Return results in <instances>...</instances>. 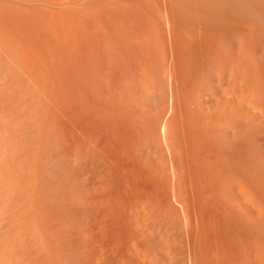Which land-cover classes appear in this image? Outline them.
Instances as JSON below:
<instances>
[{"label": "bare ground", "instance_id": "6f19581e", "mask_svg": "<svg viewBox=\"0 0 264 264\" xmlns=\"http://www.w3.org/2000/svg\"><path fill=\"white\" fill-rule=\"evenodd\" d=\"M1 1V0H0ZM5 0H3V2H4ZM10 1V2H9ZM16 1V0H15ZM14 1V2H15ZM18 1H26V2H28V1H31V2H33L32 0H18ZM34 1H36V0H34ZM37 1H39V0H37ZM42 1H44V2H48L47 4H52V3H64V5H66V4H69L68 6L66 5V7H64V8H69L70 9V6H72V5H78V4H75L76 2H79V0H41V2ZM81 1V0H80ZM83 1V0H82ZM86 1V0H85ZM84 1V2H85ZM91 0H89V2H90ZM94 1H96V0H94ZM104 1H106V2H108L109 1V3H110V0H104ZM104 1H102L103 3H106V2H104ZM114 1V0H113ZM121 1V2H120ZM131 1H133V0H131ZM138 1H140V2H143L142 0H138ZM151 1V0H150ZM156 1H158V3H159V7H158V5H157V3H155ZM188 1H190V0H154V3H155V5L158 7V9H161V11H162V15L160 14L161 13V11L159 12V13H157L160 17L159 18H161V16H162V18L160 19L161 21H163V22H166L165 24H167L168 26V33H171L170 35H172L171 36V38H173V39H175V41L173 42V44H169V49H170V51H171V59H166V58H168V57H166L165 58V62L163 61V59L162 60H160V61H163L164 63L162 64L163 65V69H164V73H163V77L161 76L160 78H161V80L160 81H162L163 79L165 80V82L168 84V86H167V84L166 83H164L165 84V86H167L168 88L166 89L165 88V86H162V85H160V86H162L161 87V89L159 88V91H161V92H164L163 91V87L165 88V93L163 94V96H160V97H158L159 99H157L156 101H154L155 102V104H156V102L158 101V102H160L161 104L160 105H163L162 106V109L159 107L160 105H159V103L157 102V104H156V107L157 108H155L154 106H155V104H154V102L152 103L154 106V109L155 110H157V109H161L160 111H156L157 112V114H156V117L160 120V122H161V125H160V129H159V127L157 128V129H159V133H160V135L159 134H156V133H152L151 132V134H155L156 135V137L159 135V136H161V137H159L163 142H164V144H165V146H163V148L165 147L166 148V150L164 149L163 150V148H162V151H161V153L164 151V153H163V155L161 156V158H159V157H156V158H158V160L160 161V162H162V163H160V164H158V166L159 165H161L162 166V164H163V162L165 163L164 165H165V167H166V169L165 168H163V166H162V168L164 169V170H162V171H165V170H167L168 172H169V174L171 173V176H173V179L175 180V182L176 183H172L173 185H175L173 188H175L174 189V191L172 192L171 190H173V188H168V189H170V192H172L173 193V195H174V201L176 200V202L179 204L178 206L175 204V205H169V204H167V205H169V206H167V205H163L164 203H163V201L165 202V200H162L163 199V197H166V201H167V196H165L164 194H162V195H160V197H161V201H162V203H161V201H158L160 204H162V205H160V204H157V202H156V200H158V197H159V193H161V192H159V191H157L156 190V194H157V192H159L158 193V197L155 195V198H156V200H153V199H155V198H153V199H151L152 197H153V195L152 194H149L148 192V190H146V189H144V187H145V183H149L148 182V180L150 179H148L147 180V182H145V180H144V187L142 188V186L140 187V188H142L143 190H142V194L143 195H141V196H137L135 193H134V190H133V192L131 193V191H130V193L128 194L127 193V191L128 190H125L126 191V193L128 194L127 195V199H129V201H130V206L129 207H131V205H136V207H139V208H137V209H135V210H137V211H139V215L138 214H136L135 213V215L136 216H139L138 217V219H136L138 222H137V226L140 224V228H139V226L137 227L136 226V228H139L138 230H140V234H139V238H138V241H134L135 243H137L138 242V246L136 245L134 248L136 249V248H139V250H140V254H141V258H140V260H141V263L140 264H264V60H262V61H258L257 59H255V57H254V59L253 58H249L250 57V54H248L247 52H245V54H248V55H245L244 54V52L242 53L241 52V57L240 58H242V59H238L237 60V58L236 59H233V58H231V59H229V57H227L226 55H224V53L222 54V53H218V54H221V56H219L218 58H211V59H206L205 58V60L204 59H202L203 61H201L199 64H198V62H197V64H198V66L196 67V68H194L193 70H192V68L191 69H189V71H188V68H187V66H185V64H187L189 61H190V58H189V61H188V59L187 60H182V59H185V58H180L179 59V53L180 52H178L179 50L177 49V48H179V46L181 45L180 43V45L178 44V43H176V44H174L175 42H177L176 41V39H180V37L182 38H184L185 39V37H186V35H185V37H184V34L188 31L187 29H189L188 28V25L190 24V26H191V21H190V19L194 16H191V13H193V14H195V15H198L197 17L196 16H194V20H192L193 21V23H195V24H197V23H199V22H194L195 21V19H198L199 20V18L200 19H203V20H205V14H203L205 17L204 18H201V16H202V14H201V9H203L204 7H207V8H205L204 9V11H205V13H206V9H209L208 7L209 6H207V5H205L204 6V4H203V8H202V3H201V9H200V13L199 12H197L198 10H199V8L198 7H200V6H198V5H200V2H196V3H199L198 5L196 4L195 5V2H193V0L191 1V2H193L194 3V5L193 4H191V2L189 3ZM199 1H201V0H199ZM208 1H210V0H208ZM216 0H214V2H215ZM217 1H219L220 2V0H217ZM223 1H225V0H223ZM220 2L221 4H223L224 2ZM226 1H228V3H224V4H228V5H230V6H233V5H235L234 7H237L236 6V3L237 4H241V0H226ZM225 1V2H226ZM247 1V0H246ZM251 1H253V0H251ZM250 1V3L249 4H252L253 2H251ZM258 1V0H257ZM260 1H263V0H259V2ZM2 2V1H1ZM2 2V3H3ZM8 2L9 3H11V0H8ZM13 2V3H14ZM22 2H20V3H22ZM23 2V3H24ZM31 2H28V5L31 3ZM44 2H42V4L44 3ZM93 2V1H92ZM97 3L99 2V0H97L96 1ZM95 2V3H96ZM115 3L117 2H120L121 4H123V1L122 0H115L114 1ZM113 2V3H114ZM125 2V1H124ZM136 3H138L137 1H135ZM135 2L133 1V3L135 4ZM139 2V3H140ZM149 1H146V3H148ZM153 2V1H152ZM212 1H210V2H206L205 1V3H207V4H209V5H212V3H211ZM214 2H213V8H216L217 9V5L216 4H218L217 2L214 4ZM235 2V3H234ZM242 2H243V0H242ZM244 2H245V0H244ZM255 2H256V0H255ZM7 3V2H6ZM5 3V5H4V7L5 6H8V8H9V5L11 6V4H6ZM23 3H22V5H20L19 3H15L16 5L17 4H19L20 5V8H19V10L21 9V11H22V9H23V11L24 12H26L27 13V10H28V13H32L31 11H32V8L30 9H28L27 8V6L25 5V6H23ZM37 3H40V1L39 2H37ZM66 3V4H65ZM94 3V2H93ZM93 3H91V4H89V7H91L90 5H92ZM94 3V4H95ZM97 3H96V5L95 6H97ZM99 3H101V2H99ZM126 4L127 3H129V6H131L130 5V2L129 1H126L125 2ZM132 3V2H131ZM138 3V4H139ZM245 3H247V2H245ZM24 4H27V3H24ZM33 4V3H32ZM32 4H30L28 7H32ZM36 3L34 2V5H35ZM42 4H40V6H42ZM49 4V5H50ZM72 4V5H71ZM79 4H82V6L81 7H84L85 5H83V4H85V3H79ZM87 3H86V6L88 5ZM125 4V5H126ZM133 4V5H134ZM137 4V5H138ZM149 4V3H148ZM220 4V5H221ZM243 4V3H242ZM241 4V5H242ZM249 4H247V6H249ZM1 5V4H0ZM14 4H12V7H14L13 6ZM19 5H18V7H19ZM45 5V4H44ZM59 5V4H58ZM61 5V4H60ZM63 5V4H62ZM63 5V6H64ZM99 5H101V4H99ZM105 5V4H104ZM124 5V6H125ZM128 5V4H127ZM126 5V6H127ZM142 5V4H141ZM145 4H143V6H144ZM154 6V4L153 3H151V6ZM214 5H216V6H214ZM220 5H219V7H220ZM255 5V4H254ZM262 5V4H261ZM37 6H38V4H37ZM51 6V5H50ZM57 6V5H56ZM85 6V7H86ZM92 6H94V5H92ZM109 6V5H108ZM111 6V5H110ZM113 6V5H112ZM123 6V7H124ZM136 6V5H135ZM139 6V5H138ZM150 6V5H149ZM151 6H150V8H151ZM212 6H211V8H212ZM223 6V5H222ZM221 6V7H222ZM225 6V5H224ZM246 6V5H245ZM244 6V7H245ZM251 6V5H250ZM258 7L260 6V4H258L257 5ZM1 7H2V5H1ZM0 7V8H1ZM4 7H2V8H4ZM16 8H17V6H15ZM22 7V8H21ZM35 7H36V5H35ZM39 7V6H38ZM43 7V6H42ZM53 6H51V7H46L47 9H48V12L47 13H49V11H51L50 10V8H52ZM80 7V8H81ZM88 7V6H87ZM86 7V8H87ZM99 7H101V6H99ZM107 7V6H106ZM128 7V6H127ZM157 7H155V8H157ZM234 7H232L233 9L231 10L232 12H233V10H234ZM244 7H243V9H244ZM254 7V6H253ZM258 7H256V5H255V7L253 8V9H255V8H257L256 10L258 11V13H257V15L261 12V11H259V10H262L260 7V9L258 8ZM262 7V6H261ZM8 8H4V11H5V9H6V13H7V10H9V11H12L14 8H12V10H10L11 9V7H10V9H8ZM26 9V11H25V9ZM34 8V7H33ZM41 10H45V8L43 7V8H41V7H39ZM59 8H61L60 6H59ZM58 8V9H59ZM64 8H62V9H64ZM73 8V7H72ZM71 8V9H72ZM78 8V7H77ZM92 8V7H91ZM91 8H90V10H91ZM112 8V7H111ZM116 8V7H115ZM120 8V7H119ZM118 8V9H119ZM141 8V7H140ZM149 8V7H148ZM154 8V7H153ZM212 8V9H213ZM226 8H227V5H226ZM230 9H231V7H229ZM242 8V7H241ZM248 8V7H247ZM251 8V7H250ZM250 8H248L250 11H252ZM35 10H36V8H34ZM68 9V10H69ZM82 9V11H85V12H87L86 10H83V8H81ZM94 9H96V7L94 8ZM101 9V8H100ZM133 9V8H132ZM142 9V8H141ZM144 9V8H143ZM158 9H155V10H158ZM211 9V10H212ZM237 9V8H236ZM245 9H246V7H245ZM264 9V8H263ZM30 10V11H29ZM35 10H33V12L34 13H36V11ZM56 9H54V11H55ZM68 10H66L67 12H68ZM80 10V9H79ZM89 10V12H88V14H90V16L92 15V16H94V10H93V8H92V12ZM104 10V9H103ZM123 10V9H122ZM126 10V9H125ZM215 10V9H214ZM219 10H220V8H219ZM229 9H226V11H228ZM238 10V9H237ZM0 11H2L3 13H4V11L3 10H1L0 9ZM8 11V12H9ZM15 11V10H14ZM57 11H61V13H62V10H57ZM73 11V10H72ZM71 11V13H73ZM75 11V10H74ZM77 11V10H76ZM81 10H80V12H82ZM96 12L98 11V10H95ZM105 11V10H104ZM111 11V10H110ZM118 11V10H117ZM124 11V10H123ZM134 11H135V9H134ZM216 11V10H215ZM220 11H222V12H220ZM220 11H218V12H220V13H224V11L221 9ZM231 11H229V14H230V12ZM246 11V10H245ZM248 11V10H247ZM246 11V12H247ZM263 12H264V10H262ZM16 13H17V10L15 11ZM14 12V13H15ZM18 12H20V11H18ZM37 12H40V13H42V11H37ZM46 12H44V15H45V13ZM56 12V11H55ZM58 12V13H59ZM65 12V11H64ZM67 12H65V14H67V16L64 14V16H66V17H64V16H58L59 17V19H61L62 21H63V19H64V24H67V22L65 23V21H66V19H67V21H68V16L70 15V13H69V15H68V13ZM70 12V11H69ZM79 12V11H78ZM77 12V13H78ZM91 12V13H90ZM101 12V11H100ZM119 12V11H118ZM127 12V11H126ZM156 12V11H155ZM194 12H196V13H199V14H196V13H194ZM202 12H203V10H202ZM240 12V11H239ZM249 12V11H248ZM262 12V14H264ZM1 13V12H0ZM10 13V12H9ZM23 13V12H22ZM26 13H25V15H26ZM27 13V14H28ZM33 13V14H34ZM50 13H52V12H50ZM60 13V14H61ZM106 13V12H105ZM112 13V12H111ZM133 13V12H132ZM131 13V14H132ZM138 13V12H137ZM204 13V12H203ZM211 13V12H210ZM212 13H214L213 11H212ZM234 13H237L236 11L235 12H233V15H234ZM250 13V12H249ZM248 13V14H249ZM254 13H255V10H254ZM11 14L13 15V13L11 12ZM10 14V18H11V15ZM37 15H38V13H36ZM56 13H52V15H49L48 14V16H52V17H50L49 19L52 21L53 19H54V17H53V15H55ZM96 14V13H95ZM115 14V13H114ZM123 14V13H122ZM135 14V13H134ZM150 14V13H149ZM156 14V15H157ZM209 14V13H208ZM216 14V13H215ZM228 13H226V16L229 18L230 17V15H229ZM2 15V14H1ZM9 15V14H8ZM15 15H17L18 17L21 15H18V14H15ZM23 15H24V13H23ZM23 15H21L22 16V21H23V19H25V18H23ZM43 15V13H42V17L44 16ZM63 15V14H62ZM78 15H80L81 16V14H79L78 13ZM85 15H87L86 13H85ZM100 15H101V13H100ZM108 15V14H107ZM117 14H115V15H112V16H114V18H111L112 16H110L108 19L110 20V18H111V20L113 19V21H114V19H115V16H116ZM214 15V14H213ZM218 15H219V13H218ZM223 15V16H222ZM221 16L222 17H224L225 16V13L224 14H222ZM229 15V16H228ZM231 15H232V13H231ZM236 16H235V18H233V20L234 19H236L235 21H234V23H231L232 21V19H230L229 21H231L230 23L232 24H229V21H228V26L229 25H231V27L229 28V31H228V33L227 34H229V32L234 36V38H235V40L237 41V43L236 44H242V42H243V48H245V49H248V50H246V51H248L249 53H251L250 52V48H248V47H251V46H255V44H256V42L257 41H259V38H260V36H262L263 37V39H262V43H260V45L261 44H264V24H262L260 21L261 20H263L262 18L264 17L263 15V17L261 16V20H258L259 22H256V21H252V19L250 20L249 18H246V17H244V18H242V16L241 17H238V18H236L238 15L237 14H235ZM241 15V14H240ZM251 15H252V13H251ZM261 15V13L259 14V16ZM6 16V15H5ZM30 16V15H29ZM28 16V17H29ZM39 16H41L40 14H39ZM71 17H70V19L72 20L75 16H74V13L72 14V15H70ZM72 16H73V18H72ZM79 16V17H80ZM97 16V15H96ZM96 16H94V17H92V18H94L95 19V17ZM129 15H127V17H128ZM147 16V15H146ZM191 16V17H190ZM200 16V17H199ZM208 16V15H207ZM211 16V15H210ZM210 16H208V17H210ZM221 16H218V17H221ZM249 16V15H248ZM255 15H253V17H254ZM25 17V16H24ZM27 17V16H26ZM58 17H57V19H58ZM64 17V18H63ZM68 17V18H67ZM78 17V16H77ZM78 17V18H79ZM82 17V16H81ZM84 17V16H83ZM82 17V18H83ZM108 17V16H107ZM123 17V16H122ZM139 17V16H138ZM143 17V16H142ZM207 17V18H208ZM215 17H217V14H216V16ZM231 17H233V16H231ZM230 17V18H231ZM252 16H251V18H253ZM258 17V16H257ZM257 17H256V19H257ZM1 18V17H0ZM9 18V17H8ZM10 18H9V20H10ZM13 18H17V17H12V19ZM36 18V17H35ZM38 18V17H37ZM56 18V17H55ZM63 18V19H62ZM76 18V17H75ZM82 18L80 19V26H81V24H82V22L84 23V21H82L81 22V20H82ZM101 18V17H100ZM98 16H97V18L96 19H100ZM117 18H120V15H119V17H116V19ZM126 17H124V19H125ZM130 18V17H129ZM158 18V19H159ZM211 18V17H210ZM226 18V17H225ZM2 19H3V17H2ZM6 19H7V17H6ZM19 19H20V17H19ZM18 19V21H20ZM27 19V18H26ZM31 19V18H30ZM58 19V20H59ZM115 19V20H116ZM123 19V18H122ZM140 19V18H139ZM138 19V20H139ZM149 19V18H148ZM151 19V18H150ZM157 19V20H158ZM163 19V20H162ZM227 19V18H226ZM255 19V18H254ZM253 19V20H254ZM4 20V19H3ZM15 21L14 22H16V20L17 19H14ZM33 20V19H32ZM36 20H38V19H36ZM41 20H43V21H45V20H47V18H42ZM50 20H48V21H50ZM55 20V19H54ZM53 20V21H54ZM57 20V21H58ZM89 19H87V21H88ZM119 21H121V22H123L122 20H121V18L120 19H118ZM128 20H130V19H128ZM135 20H136V18H135ZM147 20V19H146ZM208 20V19H207ZM206 20V21H207ZM213 20V19H212ZM216 20V19H215ZM214 20V21H215ZM225 20V19H224ZM12 21V20H11ZM21 21V22H22ZM25 21V20H24ZM28 20H26L25 22H27ZM38 21H40V19L38 20ZM43 21L41 22V23H43ZM50 21V22H51ZM53 21H52V23H53ZM56 21V22H57ZM73 22H74V20H72ZM72 21L69 23V24H72ZM89 21H91V20H89ZM100 21H102V20H99L98 22L97 21H95V23H91V24H94V26H96V24L97 23H99L98 24V26H100V28H102L103 29V27L104 28H107V29H105V31L106 30H108V27H105V26H107V24H106V22L104 23V25L105 26H103V25H101V23L102 22H100ZM105 21V20H104ZM103 21V22H104ZM125 21H126V19H125ZM124 21V23L127 25V23ZM130 21H132V20H130ZM134 21V20H133ZM137 21V20H136ZM151 21H153V20H151ZM209 22H210V19L208 20ZM221 21V24H220V26H221V29H219L218 28V24L216 25L217 26V28L219 29V30H222V28H223V26H226V24H224V22L222 21V20H220ZM219 21V22H220ZM226 21V20H225ZM3 22V21H2ZM7 22V21H6ZM32 22V21H31ZM31 22H27L28 24L30 23V25H32L33 23H31ZM33 22H35V20H33ZM69 22V21H68ZM75 22H76V20H75ZM92 22H94V20L92 21ZM108 22V21H107ZM110 22V21H109ZM115 22H117V21H114L113 23H110L108 26H110L111 24H112V27H111V29H113V26H116V28L118 27L117 25H118V23L119 22H117V24L116 25H113ZM120 22V23H121ZM139 22V21H138ZM155 22H156V24H157V21H154L153 23L155 24ZM201 22V21H200ZM216 22H218L217 20H216ZM222 22H223V24H222ZM263 22H264V20H263ZM9 23V22H8ZM12 23V22H11ZM52 23H51V25H52ZM57 23H59V22H57ZM56 23V24H57ZM88 23V22H87ZM152 23V24H153ZM159 23H161V22H159ZM158 23V24H159ZM193 23H192V25H193ZM207 23V22H206ZM205 22H204V24H206ZM211 24L213 23V21H211L210 22ZM210 23H207V24H210ZM215 23V22H214ZM213 23V24H214ZM257 23V24H256ZM259 23V24H258ZM260 23H261V25H260ZM3 24V23H2ZM1 24V22H0V25H2ZM10 24V23H9ZM17 24H18V22H17ZM26 24V23H25ZM44 24H46V21H45V23ZM69 24H67V26L69 25ZM75 24H78V23H75ZM74 24V25H75ZM89 24V23H88ZM103 24V23H102ZM122 24V23H121ZM121 24H119V25H121ZM153 24V25H154ZM204 24L202 25V26H204ZM211 24L209 25V30L208 31H211L210 29H213L214 30V28H211L212 26H213V24H212V26H211ZM13 24H11V26H12ZM19 25V24H18ZM38 25H40V23H38ZM41 25H43V24H41ZM46 25H48V26H51V25H49V24H46ZM58 25H61V23H59ZM57 25V26H58ZM63 25V24H62ZM73 24L71 25V26H73L72 28H74V30H75V27L76 26H74ZM122 25H124V24H122ZM129 25L131 26V22H129ZM134 25V24H133ZM149 25V24H148ZM162 25H164L163 23H162ZM162 25H158V26H160L159 28H163V27H161ZM198 25V24H197ZM199 25H200V28H201V24L199 23ZM223 25V26H222ZM3 26V25H2ZM14 26V25H13ZM12 26V27H13ZM15 26H16V24H15ZM19 26H21V24L19 25ZM24 26V25H23ZM48 26H46V27H48ZM64 26V25H63ZM71 26H69L70 28H71ZM79 25H78V27L79 28H81L80 30L82 31V27H80ZM83 26V25H82ZM89 26H90V24H89ZM88 26V27H89ZM98 26H97V28H95V30L92 28V30L93 31H96V32H93V35L94 36H96L95 35V33L97 34V32H101V31H104V30H100L99 28H98ZM102 26V27H101ZM136 25H134V27H135ZM196 26V25H195ZM195 26H193V29H189V31H188V33H191V31L192 32H196V30L197 29H195ZM211 26V27H210ZM3 27H6V26H3ZM27 27V25H25V28ZM29 27V26H28ZM33 27H37V25L35 24ZM40 27V26H39ZM45 27V25H44V29L46 28ZM51 27H54V30H55V28H56V26H55V23H54V25H52ZM60 27V26H59ZM59 27H57V28H59ZM65 27V26H64ZM63 27V28H64ZM78 27H76V30H77V28ZM84 27H85V25H84ZM91 27V26H90ZM123 27V26H122ZM122 27L120 26L119 28L121 29V31H123V29H125V27L122 29ZM127 27H128V25H127ZM126 27V28H127ZM143 27H144V25H143ZM146 27V26H145ZM151 27H152V25H151ZM164 27H165V25H164ZM192 27V26H191ZM214 27H215V25H214ZM41 28V27H40ZM56 28V29H57ZM67 28V27H66ZM70 28H67V29H69V31H70ZM115 28V27H114ZM140 28V27H139ZM149 28V27H148ZM156 28H157V26H156ZM159 28L156 30V32H159L158 30H159ZM166 28V27H165ZM197 28V27H196ZM199 28V29H200ZM204 29L206 28L205 26L203 27ZM0 29H2L3 30V28H0ZM5 29V28H4ZM6 29H13V28H6ZM16 29H19V28H17L16 27ZM16 29H15V31H16ZM22 30H24V27H22L21 28ZM37 30H42V28L41 29H39L38 27L36 28ZM35 29V30H36ZM43 29V31H45ZM48 29H50L51 30V28L50 27H48ZM53 29V28H52ZM62 29V27H60V29H59V31L58 32H60V30ZM67 29H66V31H67ZM85 29H87V27L85 28ZM98 29V30H97ZM129 29H130V31H131V29H133V27H131V28H128L127 29V35H129L130 33V31H129ZM141 29V28H140ZM151 29H153V27L151 28ZM151 29H150V34H151V32H154L153 30L151 31ZM155 29V28H154ZM226 29H228V27H226ZM20 30V29H19ZM31 30V29H30ZM33 31H35L34 30V28L32 29ZM53 30V31H54ZM58 30V29H57ZM63 30V29H62ZM65 30V29H64ZM73 30V31H74ZM88 30H89V28H88ZM91 30V28H90V32L92 31ZM100 30V31H99ZM118 29H114L113 30V32H115V31H117ZM137 30V29H136ZM135 30V32H139V31H141V33L143 34V32H142V30H139V31H136ZM164 30V29H163ZM206 30V29H205ZM213 30H212V32H213ZM7 31V30H6ZM6 31H5V33H6ZM9 31V30H8ZM7 31V32H8ZM11 31V32H10ZM9 31V33H11L12 34V30H10ZM28 31V30H27ZM26 31V32H27ZM72 31V30H71ZM85 31V30H84ZM109 31V30H108ZM125 31V30H124ZM133 31V30H132ZM131 31V32H132ZM146 31V30H145ZM204 31V30H203ZM215 31V30H214ZM216 31H218L217 29H216ZM224 31V30H223ZM1 32V31H0ZM4 32V31H3ZM17 32V31H16ZM28 32H30V31H28ZM37 33L36 34H41L40 32H38V31H36ZM42 32V31H41ZM46 32H50L49 30L47 31H45V33ZM64 32V31H63ZM78 33H80L79 31H77ZM120 32V31H119ZM167 31H166V29H165V33H166ZM220 31H218V33H219ZM4 33V34H5ZM18 33V32H17ZM19 33H21V31L19 32ZM24 33V32H23ZM31 33H32V31H31ZM33 33H35V32H33ZM32 33V34H33ZM55 37H56V35H57V32H56V30H55ZM65 33V32H64ZM67 33V35L69 36V34H71V33H69V32H66ZM86 33V32H85ZM84 33V34H85ZM98 33V34H99ZM107 33V35H108V33L109 32H105V33H103V34H106ZM117 33V32H116ZM140 33V32H139ZM138 33V34H139ZM141 33L139 34V37H140V39H142V38H144V39H142V40H140L141 41V44H142V42H146V44L148 45L149 43H147V36H146V32L144 33L145 35H141ZM147 33H149V31L147 32ZM160 33V32H159ZM187 33V34H188ZM205 33V32H204ZM215 33V32H214ZM214 33H212V34H214ZM225 33H226V31H225ZM1 34V33H0ZM7 34V33H6ZM5 34V35H6ZM14 34H15V32H14ZM25 34V33H24ZM23 34V35H24ZM28 34V33H27ZM30 34V33H29ZM50 34H51V32H50ZM50 34H49V36H50ZM59 34V33H58ZM75 34H76V31H75ZM81 34V33H80ZM82 34H83V31H82ZM88 34V33H87ZM90 34V33H89ZM102 34V35H103ZM112 34H114V36L115 35H118L117 36V38L119 37V35L121 36L122 34H121V32H120V34H115V33H112V31H111V37L113 36ZM123 36H125L126 37V35H125V33L123 32ZM154 36H155V33H152ZM151 34V35H152ZM167 34V33H166ZM206 34H207V32H206ZM209 34H211V33H209ZM231 34H229V35H231ZM2 36H3V33L1 34ZM4 35V36H5ZM20 35V34H19ZM22 35V36H23ZM35 35V34H34ZM42 35H44V34H42ZM42 35H41V37H42ZM47 35V34H46ZM60 35V34H59ZM63 35V33H61V36ZM65 35V34H64ZM67 35H65V37L67 36ZM77 35V34H76ZM93 35H91L90 37H92V39H90L91 41L92 40H94L95 39V37H93ZM101 35V34H100ZM101 35V36H102ZM131 35V34H130ZM129 35V37L131 38V36ZM134 35V34H133ZM143 36L142 38H141V36ZM150 35V36H151ZM156 35H157V33H156ZM168 35V34H167ZM166 35V36H167ZM191 35H193L194 36V33L192 34L191 33ZM203 35V34H202ZM208 35V34H207ZM215 35H216V33H215ZM220 35V33L218 34V36ZM225 35L226 34H224V36L222 35V37H224L223 39H228L229 38V36H228V38H226L225 37ZM10 37L8 38H6L7 39V41H8V39H13V34H12V37H11V35H9ZM17 36H18V34H17ZM37 36V35H36ZM54 35H52L51 37H53ZM71 36V35H70ZM78 36H80L79 34H78ZM83 36H86V34L85 35H83ZM88 36V35H87ZM85 37V38H87L86 40H88L89 38L88 37ZM99 36V35H98ZM123 36L122 37H120V39L122 38L123 39V41L122 42H124V40H125V37L123 38ZM138 36V35H137ZM145 36H146V39H145ZM193 36H190V34H189V37H190V39L193 37ZM208 36H211V35H208ZM214 36V35H213ZM212 36V37H213ZM217 36V35H216ZM232 36V37H233ZM21 37V36H20ZM25 38H26V34H25V36H24ZM29 37L31 38V39H33V38H35V37H31L30 35H29ZM48 37V36H47ZM58 38H59V36H57ZM56 37V38H57ZM64 37V36H63ZM64 37V38H65ZM104 37V36H103ZM105 37H107V38H109V39H106ZM105 39L106 40H102V41H108V40H110V41H108V42H106L105 44H106V46L102 43L100 46L103 48V45L105 46V50L104 49H102V50H100V48L101 47H97L98 48V50H100L99 51V53L100 54H102V57L101 56H99L98 54H97V56H99V57H101V58H97L95 61L94 60H91L92 58H93V56H92V58L90 57V60L92 61V63H95V65H92V64H90L88 67H86V68H84L83 70H82V74H81V71H79V67L78 66H80V65H77V62L74 60V58H72L70 55L69 56H66L65 58H64V56L68 53V52H66V54H65V51H63L62 53L63 54H61V56L63 57V58H60V59H62L63 61V69H62V73L64 72V77L65 78H63V76H62V78L64 79V81H65V79H66V81L65 82H67V83H64L63 82V84H68V87H69V91H70V96H69V99H67V103L65 102V100H64V98H65V96H64V98H63V100L64 101H62V103H61V100H62V98L59 100L60 101V103L61 104H63L64 102H65V105H67L66 107L67 108H64L65 110H67L68 112H67V114H68V118H69V122H70V125H71V127L74 129V133H76V131H78L79 133H80V135H83V134H81L82 132H80L79 130H77V122L79 121L78 120V118H79V116H81V114H79L78 112H81L79 109L77 110V108H79V106L77 107V103H79L80 101H82V99L80 100L79 98H78V94H77V96H76V93L77 92H79V91H77L78 90V86H79V84H81V81H83V82H87L86 84H89V83H92L91 82V78H95V81L99 84V86H100V89L103 91V94H105L107 97H108V99H106V100H108L107 102H110L109 104H108V113L106 114V112L105 113H102L101 115H103V114H105L106 115V117H107V115H109V114H111V115H113V114H116L117 112H118V108H116V107H114L115 105H117V104H115V103H118V102H115V101H117V100H119V99H121V98H128L129 99V101H131L130 100V98L132 99V97L135 95L134 94V91H136V88H137V91H138V93L142 90V88L143 89H146V87L147 86H145V88L144 87H141V90H138V87H136V85L134 84V81H133V79H134V77L133 76H135V74H137V73H134V71H131V69L129 68V67H131V66H126L127 64L126 63H128L129 65L131 64V63H129L130 62V57L127 59V60H129V61H127L126 62V60H125V57H126V55H124V57L122 56L123 55V53H125V51H123V50H121L122 51V54H120L119 56H122V58L120 57L119 58V60H118V57L116 58V52H117V48H121V46H123L122 45V42L120 41V39H119V41L121 42V44H120V42L117 40V42H116V39L117 38H114L113 37V39L111 40L110 38L111 37H109V35L108 36H106L105 35ZM128 37V36H127ZM133 37H135L136 38V35L135 36H133ZM157 38H158V35L156 36ZM155 37V38H156ZM160 37V36H159ZM170 37V36H169ZM189 37H188V39H189ZM204 37V36H203ZM231 36H230V38H232ZM258 37V40H256L255 38H257ZM1 38H4L5 39V37H0V40H1ZM18 38V37H17ZM16 38V39H17ZM22 38V40H21V42L24 40L23 39V37H21ZM28 38V37H27ZM43 38V37H42ZM41 38V39H42ZM49 38V37H48ZM57 38V40H59ZM72 38H74V40H75V37H70V38H67V39H72ZM77 38V37H76ZM85 38H83V41H85L84 39ZM94 38V39H93ZM138 38V37H137ZM151 38H152V36H151ZM154 38V39H155ZM156 38V39H157ZM187 38V37H186ZM198 38V37H197ZM202 38V37H201ZM207 38H209V37H207ZM207 38H205V40L207 39ZM214 38V37H213ZM213 38H210V39H213ZM215 38H217V37H215ZM15 39V40H16ZM30 39V40H31ZM40 39V37H39V40H41ZM45 39H47L46 37H45ZM54 39V38H53ZM80 39H82V37H80ZM79 38H77L76 39V41H78V40H80ZM98 39H99V37H98ZM102 39V38H101ZM132 39H134V38H132ZM160 39H161V37H160ZM167 39V38H166ZM170 39V38H169ZM173 39H172V41H173ZM188 39H186L187 41H188ZM199 39H200V37H199ZM203 39V38H202ZM237 39H239L240 41H238ZM254 39L256 40V42L254 41ZM18 40V39H17ZM26 40V39H25ZM25 40L23 41V43L25 42ZM29 40V39H28ZM27 40V41H28ZM50 40V39H49ZM49 40H48V43H49ZM55 40V39H54ZM54 40H50V41H53V43L55 42ZM56 40V41H57ZM73 40V41H74ZM89 40V41H90ZM148 40H152V39H148ZM162 40V39H161ZM171 40V39H170ZM169 40V41H170ZM180 40H182V39H180ZM180 40H178V42H180ZM219 40V39H218ZM222 40V39H221ZM241 40H242V42H241ZM2 41V40H1ZM14 41V40H13ZM20 40H18V42H19ZM44 42V40H41L40 42H38V43H40V45ZM46 41V40H45ZM59 41H61V37H60V40ZM58 41V42H59ZM64 41V39L62 38V41L61 42H63ZM75 41V42H76ZM90 41V42H91ZM129 41H130V39H129ZM132 41V40H131ZM135 41L137 42L138 41V39L136 40L135 39ZM158 41V40H157ZM157 41H155L156 43H157ZM165 41V40H164ZM192 41V40H191ZM196 41H198L197 39L195 40V42ZM208 41V40H207ZM207 41H205V42H207ZM215 41V40H214ZM214 41H212L213 43H215ZM217 41V40H216ZM225 40H223L222 42L223 43H221L222 45H224L225 44V42H224ZM235 41V42H236ZM255 42V44H254V42ZM8 42H10V44L12 43L11 41H8ZM20 42V43H21ZM42 42V43H41ZM60 42V43H61ZM67 42H68V40H67ZM67 42H65V43H61V44H66ZM94 42V41H93ZM126 42H128V40H127V38H126ZM134 42V41H133ZM132 42V43H133ZM166 42V41H165ZM190 42V41H189ZM202 42H204V41H202ZM209 42V41H208ZM207 42V43H208ZM219 42H221V41H219ZM228 42H230V40L228 41L227 40V43ZM15 43V42H14ZM14 43H12V44H14ZM27 43V42H26ZM25 43V44H26ZM36 43H37V40H36ZM51 43V42H50ZM49 43V44H50ZM77 43V42H76ZM79 43V42H78ZM81 43H82V41H81ZM84 43V42H83ZM86 43V42H85ZM89 43V42H88ZM96 43V42H95ZM95 43H92V45L94 44L95 45ZM119 43V44H118ZM158 43H160V41H158ZM157 43V44H158ZM163 43V42H162ZM171 43V42H170ZM181 43L183 44V43H186L187 45H188V42H184V40H183V42L181 41ZM216 43H218V42H216ZM258 44H259V42H257ZM6 43H5V40H4V45H5ZM7 44H9V43H7ZM7 44H6V49H7ZM10 44L8 45V49L7 50H11V51H13V47H17V46H13L12 47V45H11V47H9L10 46ZM16 44V43H15ZM14 44V45H15ZM30 45V47L28 46V45H26V46H24V44H23V46L24 47H26L25 48V50L27 49V46H28V48L29 49H31V52L33 53V52H35V51H32V48L34 49V46L31 44V42L29 43ZM34 44V43H33ZM45 45H47L48 46V44H46V42L44 43ZM69 44V43H68ZM68 44H66V46H69ZM70 44H72V42L70 41ZM124 44H125V42H124ZM130 44V43H129ZM128 43H126V45L127 46H133L134 45V43H133V45H129ZM136 44V43H135ZM137 44H138V42H137ZM137 44L136 45H134L135 47H137ZM151 44V43H150ZM152 44H153V42H152ZM186 44H183V45H181V47L180 48H182V46H184V45H186ZM197 44H200V43H198L197 42ZM196 44V45H197ZM206 44V43H205ZM211 44V43H210ZM0 45H3L2 43L0 44ZM17 45H19V43H17ZM22 45V43L19 45V46H21ZM31 45L33 46V47H31ZM40 45H38V52H39V50L41 51V57H40V55H39V57L40 58H42V59H40L37 55L38 54H36V53H33V54H35L36 55V57L35 58H39L38 60H45V61H47L45 58H47L48 59V56H49V54L47 55V57H45L43 54L45 53L44 51V53L42 54V50L41 49H39V46ZM45 45H43L42 44V46L44 47L43 49H45ZM50 45H52V43L50 44ZM49 45V46H50ZM54 45V47H55V45L57 46L56 48H58V45L57 44H53ZM76 45V44H75ZM79 45V44H78ZM78 45H76V49H77V46ZM84 44H82V46H80V47H82L81 49L83 50V48L85 47V46H83ZM86 45L88 46V44L86 43ZM90 45V44H89ZM98 45V46H99ZM126 45H124L123 47H126ZM147 45H146V48H147ZM154 45V44H153ZM163 45H164V47H165V43H163ZM166 45H168V41H167V44ZM186 45V46H187ZM204 44L202 43V46H203ZM207 45V44H206ZM206 45H205V48H207L206 47ZM212 45V44H211ZM210 45V46H211ZM217 45V44H216ZM215 45V46H216ZM220 45V44H219ZM218 45V46H219ZM230 45V44H229ZM257 45V44H256ZM18 46V47H19ZM42 46H40V48L42 47ZM46 46V47H47ZM59 46H61V45H59ZM64 46V45H63ZM87 46H86V48H87ZM120 46V47H119ZM139 46H140V44H139ZM142 46L144 47V45L142 44ZM149 46V45H148ZM151 46V45H150ZM155 46V45H154ZM158 47H157V49L158 50H162V51H164V53L166 52L165 50H163L164 48H163V46L161 45L160 46V44H158L157 45ZM195 46V45H194ZM208 46V45H207ZM213 46V45H212ZM228 46V45H227ZM233 46V45H232ZM239 47H240V45H238ZM5 46H3V47H0V264H91V262H92V259H93V256H94V251H96L95 252V254L96 253H98L97 252V250H95V249H98V247L97 248H95V237H96V235L95 234H92V230H93V228H92V225L95 223V221L91 224L90 222L91 221H93V220H95V219H97L95 216H93L89 211H92V210H94L95 212H96V210H97V213H98V210H99V208H101L102 210H104L105 209V211H106V209L107 208H105L106 206H107V201H109V205H110V201L111 200H114L115 199V201L114 202H116V200H117V198H116V195H118V194H114L115 195V198L113 197V196H111L110 195V197H113L111 200L109 199V195L107 196V197H105L107 200H105V202L103 201L102 203L104 204L105 203V205H102L101 206V204L99 205V203H101V199H98V200H100V202H98V200L97 201H95V199L96 198H99V197H96L95 198V196L92 198L91 197V195L89 196V197H87L88 196V194L86 195L85 194V192L87 191V189H88V187H90V186H88V187H86V184L90 181L89 180V177H91V175H92V177H91V179L94 177V174H93V171H91V175L90 176H88L89 175V173H90V168L91 169H93V166H94V163L93 162H90L91 164H93V165H90L91 167L90 168H88L89 167V163L87 164L88 165V167L86 168V169H89V172L87 171V172H85L86 171V169H85V171L83 172L82 170H79V166H81L82 164H83V162H85V160H87L88 161V157H92V159H94L95 158V160H97L98 159V163H99V165L100 166H102L101 164H100V160H99V155H100V153H98L99 155H96L95 153V149L97 148H93V143L95 142H91L92 141V139H91V137L93 136L92 134H94L95 132H103V129L100 131V130H96V129H94V127H95V125L97 124H95V125H90V126H92V130H90V128L89 129H86L83 133H85V136H87V137H85L84 135H83V137H84V139L82 140L81 139V136L78 138L74 133H73V135H72V133H71V137H68L67 139L66 138H64L65 137V132H64V128H63V130L62 129H60L59 128V130H62V132H64V133H62L61 131H60V133H62V135L64 136H62L64 139H62V138H59V139H54L53 140V138L54 137H52V139L51 138H49V136H51V131H50V135H48V131H46V130H48V128H50L47 124H49V123H47V121H46V118L47 117H43L45 114L44 113H46L47 111H48V109L50 110V108L52 107H50V105L48 106L47 104H49L48 102H50V100H52L51 98L52 97H54V95H55V93H56V91L54 92V90H52L51 88L53 87V89H55L54 88V85L56 86V83H54V82H56L58 79H61V78H52L53 76H56V74L55 75H53V73H57V71L55 72L54 71V67H51V65L53 64V62L54 63H56L57 64V66H58V63H57V61L58 60H56V62L55 61H53L52 62V64H51V61L50 60H48L49 61V64H51V65H49V68H48V66L47 67H45L46 66V64H48L47 62H39V63H43V64H45V66H43L42 65V67L44 68L45 67V69H43V70H45L46 71V73L45 72H43V71H41V73L43 74V77L44 76H46L45 74H49V73H47V70L48 69H52V79L50 78V79H48L49 77L48 76H46L47 77V79H46V77H45V82H44V84L46 83V81H48V82H53L52 84H54V85H51L52 87L50 88L53 92H54V95L51 93V97H49L50 96V94H48V95H46L45 97H48V98H50V100H47V103L46 102H44V101H46L45 99H48V98H45L44 97V95H45V91H44V95H42L44 98H42V96H41V102H44V103H46V104H44V105H47V106H45L44 107V105H43V103H39L40 102V99L38 98V96H36L35 97V94H38L39 92H37V91H42L43 89H44V87H42L41 89H40V86H39V84L41 83L40 81H44V79L43 80H41L40 79V77H42V76H40L39 77V79H40V81H36V82H40L37 86H39V87H37L36 85H34V79H32V77H34V75L32 76L31 75V73L30 74H28V78L29 77H31V79L29 78V87H32L33 85L36 87H34L33 86V88H35V92H34V89L33 88H31V89H33V94H32V92H31V89L29 88L28 90H26L25 89V87H27L25 84H27V82H26V78L24 79L23 78V76H26L27 77V74H25V69L26 68H28L29 69V67L28 66H30L29 65V63H28V60L31 58L30 56V54L27 52V54L28 55H30L29 57V59L26 61V58L25 59H23L24 58V56H26V57H28L26 54L23 56V58H22V54L21 53H24V52H21V51H23V50H21L20 52H18L19 51V48L17 47L16 49H17V52L15 53V51L16 50H14V55H15V57H12V56H10L9 54H8V52L7 51H5L6 49H3ZM23 47V48H24ZM52 47V46H51ZM51 47H47V48H50L51 49ZM70 47V46H69ZM68 47V48H69ZM75 47V46H74ZM96 47H94V48H96ZM153 47V46H152ZM156 47V46H155ZM162 49H161V48ZM185 47V46H184ZM183 47V48H184ZM220 47H221V45L219 46V49H218V51L217 52H220ZM225 48H226V45L224 46ZM229 47L230 46H228L227 47V51H228V49H229ZM257 47H258V45H257ZM10 48V49H9ZM22 48V49H23ZM37 48V47H36ZM35 48V49H36ZM46 48V49H47ZM59 48H62V46L61 47H59ZM64 48H67V47H65L64 46ZM72 47H70L69 49H71ZM89 48V47H88ZM87 48V49H88ZM91 48V51L89 50V53L91 52L92 53V46L90 47ZM96 48V49H97ZM142 47L140 46V48L139 49H137V48H135L136 50H140ZM149 48V47H148ZM186 48V47H185ZM192 48V47H191ZM204 48V47H203ZM212 48V47H211ZM252 48V47H251ZM263 48V47H262ZM34 49V50H35ZM52 49H54L53 47H52ZM51 49V50H52ZM75 49V48H74ZM78 49H80V48H78ZM121 49H123V48H121ZM125 50H126V48H124ZM128 50L126 51V52H129V51H132V47H131V49H130V47H128L127 48ZM134 49V48H133ZM145 49V47L142 49V50H144ZM151 50L152 49H154V48H150ZM189 49V48H188ZM200 49H201V45H200ZM217 49V48H216ZM237 49V48H236ZM245 49L243 50V49H241V47H240V49H238L239 51H245ZM250 49V50H249ZM254 49H255V47H254ZM260 49H261V47H260ZM24 50V51H25ZM49 50V49H48ZM56 50V49H55ZM59 50V49H58ZM68 50V49H67ZM88 50H87V52H88ZM142 50H140V52H142ZM149 50V49H148ZM173 50H175V54H176V51H177V53H178V55H177V57H178V59H176V58H174V56L175 55H173L174 53V51ZM182 50V49H181ZM180 50V51H181ZM185 50V49H184ZM194 50V49H193ZM53 51V50H52ZM69 51V50H68ZM71 51V50H70ZM84 51H85V49H84ZM94 52H95V49L93 50ZM103 51H105V52H103ZM135 51V50H134ZM133 51V52H134ZM154 51V50H153ZM222 51V50H221ZM223 51L225 52V50L223 49ZM226 51V52H227ZM230 51V50H229ZM228 51V52H229ZM30 52V53H31ZM49 52V51H48ZM54 52H56V51H54ZM54 52H53V54H54ZM58 52V51H57ZM60 52H61V49H60ZM59 52V53H60ZM73 52V51H72ZM72 52L70 53L69 52V54H72ZM81 52V51H80ZM97 52V51H96ZM108 53L107 55H105V53ZM147 52V51H146ZM145 52V53H146ZM151 51H149V53H150ZM158 52V51H157ZM167 52H169L168 50H167ZM208 52V51H207ZM231 52V51H230ZM9 53H11L10 51H9ZM18 53L21 55V58L20 57H18L19 59H20V61H22V62H20L18 59H15L16 61H19V62H16V65L14 64L15 62V60H14V58H17L16 57V55L17 56H19L18 55ZM26 53V52H25ZM49 53H52V52H49ZM82 53H83V51H82ZM82 53H79V54H82ZM90 53V54H91ZM118 54L120 53V50L118 49V52H117ZM129 53H131V52H129ZM128 53V54H129ZM136 53H137V51H136ZM148 53V52H147ZM148 53V54H149ZM160 53V52H159ZM162 53V55H163V52H161ZM185 53V52H184ZM240 53V52H239ZM262 53H263V51H262ZM12 54V55H13ZM39 54H40V52H39ZM52 54V58H53V56H55V55H53ZM65 54V55H64ZM104 54V55H103ZM111 54V55H110ZM127 54V53H126ZM127 54V57L129 56ZM141 54V53H140ZM143 54V53H142ZM147 54V55H148ZM158 54V53H157ZM217 54V55H218ZM226 54H228V53H226ZM230 54V53H229ZM238 54V53H237ZM242 54H244L243 56L244 57H242ZM13 55V56H14ZM57 56H55V57H58L59 56V54L57 53L56 54ZM83 55V54H82ZM93 55H94V53H93ZM108 55H110L108 58L109 59H114L115 61H113L112 63H111V61L106 57V56H108ZM115 55V56H114ZM131 55H134L135 57L134 58H140V55H135V52L134 53H131ZM146 55V54H145ZM147 55L145 56V57H147ZM161 55V54H160ZM166 55H170L169 53H167V54H165V56ZM173 55V56H172ZM182 55V54H181ZM196 55V54H195ZM199 55V54H198ZM203 55V54H202ZM251 55H252V53H251ZM255 55H257V54H255ZM262 55V54H261ZM34 56V55H33ZM32 56V57H33ZM43 56H44V59H43ZM86 56V55H85ZM95 56V55H94ZM103 56L104 57H106L108 60V62H110L108 65H111L110 67L112 68L113 66H114V68H113V70L114 71H116V72H114L112 69V71L110 70V68L109 69H105V65H106V62L103 60V59H105V58H103ZM113 56H114V58H113ZM143 56H144V54H143ZM159 56V55H158ZM165 56H163V57H165ZM191 56V55H190ZM229 56V55H228ZM232 56V55H231ZM238 56V55H237ZM248 58H247V57ZM12 57V58H11ZM54 57V59H56ZM79 57H81V56H79ZM82 57H84V56H82ZM89 57H88V59H89ZM133 57V56H132ZM131 57V58H132ZM150 57H151V55H149V57L147 58V60L148 59H150ZM162 57V56H161ZM174 59H173V58ZM246 57V58H245ZM252 57H253V55H252ZM52 58H51V60H52ZM76 58H78V57H75V59ZM103 58V59H102ZM137 58L136 59H133L132 58V60H137ZM155 58V57H154ZM159 58V57H158ZM158 58H156V59H158ZM170 58V57H169ZM187 58V57H186ZM13 59V60H12ZM22 59V60H21ZM59 59V58H58ZM80 59V58H79ZM141 59V58H140ZM139 59V60H140ZM144 59L145 58H143V61H144ZM153 59V58H152ZM161 59V58H160ZM194 59L195 58H193V61H194ZM24 60H25V62H24ZM31 60H32V58H31ZM31 60H29L30 62H31ZM33 60L34 61H36L35 59H34V57H33ZM85 60V59H84ZM106 60V59H105ZM139 60H137L136 62H138V63H136L137 65L139 64L140 65V63L139 62H141V61H139ZM151 60V59H150ZM154 60V59H153ZM153 60H152V62H153ZM192 60V59H191ZM196 60H198V59H196ZM233 60H235V61H233ZM126 63H125V62ZM157 61H159V60H157ZM193 61L191 62L190 61V65H188V66H191V67H193L194 65V63H193ZM62 62H60L59 61V63H62ZM80 62H81V60H80ZM107 62V63H108ZM132 62V61H131ZM146 63H149V61L147 62V61H145ZM150 63V65L151 64H153V63ZM156 62V61H155ZM235 62V63H234ZM18 63L20 64H24V63H28L27 64V66H25L26 64H24V65H21V66H25L24 68H22L20 65L18 66ZM82 63V62H81ZM85 63V62H84ZM89 63H91L90 61H89ZM125 63V64H124ZM133 63H135L134 61L132 62V65H133ZM142 63V62H141ZM157 63H160V62H157ZM156 63V64H157ZM162 63V62H161ZM235 64V65H233L232 66V64ZM32 64V63H31ZM41 64H40V66H41ZM56 64H53V65H56ZM79 64V63H78ZM231 64V65H230ZM34 65H35V63H34ZM37 66H38V63L36 64ZM52 65V66H53ZM61 65V64H60ZM85 65V64H84ZM113 65V66H112ZM138 65V66H139ZM142 65V69H141V67H140V69H139V67H138V70H139V72L141 71V73H142V75H141V73H138L139 75H141V76H144V74H143V70H144V68L146 69V70H150V68H149V66H148V68H147V65L146 64H144V65H146V67H144L143 68V64H141ZM160 65V64H159ZM158 65V66H159ZM162 65H160V66H162ZM193 65V66H192ZM14 66H16V67H14ZM83 66V65H82ZM87 66V65H86ZM134 66H136L135 64L133 65V68H134ZM153 66H155L154 64L152 65V67ZM157 66V67H158ZM183 66H185L187 69H183L184 67ZM231 66V67H230ZM21 67V68H20ZM34 67L35 66H33L31 69L32 70H37V69H34ZM56 67V66H55ZM61 67V66H60ZM59 66H58V68H60ZM156 67V68H157ZM235 67V71H233V69L232 68H234ZM19 68L21 69V70H19ZM38 68L40 69V67L38 66ZM46 68H47V70H46ZM103 68L105 69V72L103 71ZM108 68V67H107ZM132 68V67H131ZM160 69H162L161 67H159ZM231 68V69H230ZM18 71H17V70ZM24 69V70H23ZM50 69V70H51ZM158 69V68H157ZM56 70V69H55ZM61 69H59V71H60ZM64 70V71H63ZM111 71V72H109V71ZM130 70V71H129ZM135 72H138L137 71V69L135 68ZM185 70H187V71H185ZM231 70V71H230ZM15 71H17V72H19L20 74L19 75H21V71H22V73L24 72V74H22V77H20L19 75H16V72ZM49 71V70H48ZM128 71L129 72H132V73H130L131 75L134 73V75H132V77H130L129 76V78H128V75H130L129 73H128ZM152 71H154V73H155V71L156 70H152ZM233 71V72H232ZM29 72H32L33 73V71H31V70H29ZM38 72V71H37ZM36 72V73H37ZM50 72V71H49ZM145 72V71H144ZM147 72V71H146ZM159 73H160V71H158ZM27 73H28V70H27ZM41 73H39V74H41ZM61 73V74H62ZM58 74V73H57ZM80 74L82 75V76H80ZM104 74V75H103ZM138 74H137V76H138ZM151 75H152V73H150ZM239 74H241V76L239 75ZM31 75V76H30ZM37 75V74H36ZM50 75V74H49ZM145 75L146 76H149V74H148V72L147 73H145ZM151 75H150V77H145L144 76V79L146 80V78H151L152 79V77H151ZM158 77H159V75L160 74H156ZM243 75V76H242ZM38 76V75H37ZM140 76V78L139 77H136V79H134L135 80V83H136V81H138L137 80V78H139L140 80H142L143 78ZM58 77V76H57ZM60 77V76H59ZM153 77L155 78V80H157L156 79V76H154L153 75ZM241 78L242 77V79H244L243 81H244V84H245V87H244V85H242L243 84V81H242V79H238V78ZM22 78V79H21ZM153 78V79H154ZM24 79V80H23ZM35 79H36V77H35ZM55 79H56V81H55ZM152 79V84H151V81L149 82L150 84V86H154V88L153 87H147V89H154L155 91H156V88H155V82L153 83V81H155V80H153ZM216 79H217V83H216ZM30 80H31V82H34L33 83V85L31 84L30 85ZM34 80V81H33ZM49 80H51V81H49ZM53 80V81H52ZM148 80V79H147ZM150 80V79H149ZM163 80V81H164ZM24 81H25V83H24ZM59 81V80H58ZM57 81V82H58ZM94 81V82H95ZM159 81V83H161ZM238 81H239V85H238ZM242 81V82H241ZM61 82H62V80H61ZM140 82V81H139ZM143 84H146L147 83V85H148V82L147 81H145L144 82V80L143 81H141ZM60 83V82H59ZM59 83H57V87H58V85H59ZM141 83V84H142ZM157 83V82H156ZM240 83H242V84H240ZM36 84V83H35ZM43 84V85H44ZM51 84V83H50ZM50 84L48 85V87L47 88H49L50 87ZM61 85H62V83H60ZM95 84V83H94ZM137 84H139V83H137ZM42 85V86H43ZM46 86H47V84H45ZM83 85V84H82ZM242 85V86H241ZM45 86V87H46ZM81 86V85H80ZM83 86H85V85H83ZM82 86V87H83ZM88 86V85H87ZM86 86V87H87ZM97 86V85H96ZM144 86V85H143ZM158 85H156V87H157ZM60 87V86H59ZM64 87V85L61 87V88H63ZM92 87H93V85H92ZM91 87V88H92ZM95 87V86H94ZM241 87H244V88H241ZM39 88V89H38ZM61 88H57V89H55V90H57V92H59L60 91V89ZM80 89H82L81 87H79ZM98 88V87H97ZM25 89V90H24ZM38 89V90H37ZM46 89V88H45ZM50 89H49V91H50ZM58 89H59V91H58ZM63 89H66L65 87L63 88ZM87 89V88H86ZM86 89H83V90H85L86 91ZM146 89V90H147ZM37 90V91H36ZM67 90V89H66ZM97 90V89H96ZM99 90V89H98ZM101 90H99V91H101ZM154 90H153V93H155L156 94V92H154ZM41 91H40V93H41ZM48 91V90H47ZM46 91V92H47ZM48 91V93H50V92H52V91H50L49 92ZM63 91V90H62ZM61 91V92H62ZM68 91V90H67ZM91 91V90H90ZM145 91V90H144ZM159 91H157V93L159 94V93H161V92H159ZM43 92V91H42ZM89 92V91H88ZM141 92H143V91H141ZM140 92V93H141ZM151 93H152V91H150ZM214 92H218L219 93V98L217 97V95H214L215 93ZM67 93V92H66ZM81 92H79V95H80V97H81V94H80ZM92 93H93V91H92ZM98 93V92H97ZM138 93L136 92V94L138 95ZM147 94L149 93V90L146 92ZM151 93H149L150 94V97H148V95H146L147 96V98L146 97H143L144 98V100H145V98H146V101H149V100H152L151 98H153V97H151L153 94H151ZM212 93H214L213 95V97H214V100H215V98L216 99H218V100H216L215 102L213 101V99H212V97L210 96ZM43 94V93H42ZM60 94V96H62L63 94H65L64 92L62 93V95H61V93H59ZM68 94V93H67ZM84 94V93H83ZM87 94V93H86ZM101 95H102V93H100ZM133 94V95H132ZM141 94H143V93H141ZM153 95V96H159V95H162V94H159V95ZM69 95V94H68ZM132 95V97H130ZM140 95V94H139ZM56 96V95H55ZM59 96V95H58ZM91 96H93V94H91ZM104 96V95H103ZM118 96L120 97L119 99H118ZM144 96H145V92H144ZM216 96V97H215ZM39 97H40V95H39ZM82 97H83V95H82ZM84 97H86V95L84 96ZM83 97V98H84ZM106 97V98H107ZM130 97V98H129ZM141 97V95L137 98L138 100H136V98L134 99V100H136L135 102H134V100H133V102L134 103H139L138 101H139V98ZM35 98H38L39 100L38 101H36L35 100ZM56 98H57V96H56ZM77 98H78V101H77ZM94 98V97H93ZM96 98H97V96H96ZM101 98H102V96H101ZM117 98V99H116ZM124 98L123 99H121V100H123V101H119V103H124ZM143 98H140V101H142L143 100ZM148 98H149V100H148ZM58 99V98H57ZM89 99V98H88ZM162 99V100H161ZM44 100V101H43ZM55 100V98L53 99V101ZM83 100H85V98L83 99ZM96 100V99H95ZM106 100H105V103H107L106 102ZM127 100V99H126ZM143 100V102H146V101H144ZM153 100H155V98H153ZM152 100V101H153ZM88 101V100H87ZM94 101V100H93ZM128 100L127 101H125L126 102V105H127V102H129ZM38 102V105H36V103ZM52 102V101H51ZM50 102V103H51ZM55 102H56V100H55ZM54 102V103H55ZM57 102H58V100H57ZM57 102L54 104V107H55V105L57 106ZM83 102V101H82ZM91 101L89 100V103H90ZM150 102V101H149ZM53 103V102H52ZM86 103V102H85ZM92 103V102H91ZM102 103V102H101ZM132 103V102H131ZM130 103V105H132ZM163 103V104H162ZM60 104V105H61ZM80 104H81V102H80ZM83 104H84V102H83ZM82 104V105H83ZM94 104H96L95 103V101H94ZM99 104V103H98ZM125 104V103H124ZM141 104V105H140ZM139 105H136V104H134L135 106H136V108L137 107H141L142 106V103H140ZM147 105H148V103H146ZM145 104V105H146ZM39 105H43V108H42V106H41V109H43V111H44V109L47 107L48 109H47V111H46V109H45V111L46 112H42L41 111V113H40V111L39 110H41L40 109V107H38L39 108V110L36 108L37 106H39ZM53 105V104H52ZM59 105V104H58ZM59 105V106H60ZM64 105V104H63ZM104 105V104H103ZM126 105H123L122 104V106H126ZM133 105V106H134ZM159 105V106H158ZM59 106H57V107H59ZM89 106V105H88ZM92 106H94L93 104H92ZM120 106V105H119ZM121 106V107H122ZM128 106H129V103H128ZM57 107H55L57 110H58V108ZM61 108H62V106H60ZM81 107V106H80ZM83 107V106H82ZM81 107V108H82ZM85 107V106H84ZM90 107V106H89ZM99 107H100V105H99ZM105 106H103V108H104ZM142 107H144V105L142 106ZM147 107V106H146ZM148 107H152V106H148ZM147 107V109H149ZM152 107V108H153ZM86 108H88V107H86ZM91 108V107H90ZM103 108L101 107L98 111L97 110H95V111H97L98 112V114H100L99 112H101V111H103ZM125 108V107H124ZM37 109V110H36ZM54 108H52V112L51 113H53V114H55V111H57V110H53ZM60 109V108H59ZM93 109H95L94 107H93ZM93 109H91L92 111H93ZM102 109V110H101ZM118 109V110H117ZM122 109V108H121ZM120 109V110H121ZM127 109H131V107L129 106V107H127ZM133 109H134V107H133ZM138 109V108H137ZM135 110V111H138V110ZM139 109H142V108H139ZM64 110V112H66ZM85 110V109H84ZM87 110V109H86ZM90 110V111H91ZM105 110H106V108H105ZM104 110V111H105ZM143 110H144V112L146 111V108H143ZM151 110V109H150ZM36 111H39L37 114L39 115V113L42 115V114H44L42 117H41V115H40V119H42V121H43V119L45 118V121H46V123L45 122H43V123H45L46 124V126H47V128H43L42 130H45L46 132H47V135H48V138H47V135H43L42 134V130L40 129V127H41V125H43V124H41V120L36 116ZM58 111H60V110H58ZM62 112H63V109L61 110ZM60 111V114L62 113ZM94 111V112H95ZM103 111V112H104ZM107 111V110H106ZM122 111V110H121ZM121 111H120V114H128V112H129V110H128V112L127 113H121ZM123 111H124V109H123ZM122 111V112H123ZM127 111V110H126ZM133 111V110H132ZM140 111H142V110H140ZM140 111H139V113H140ZM148 112H149V110H147ZM146 111V112H147ZM152 111V113H153V111L154 110H151ZM150 111V112H151ZM84 112V111H83ZM131 112V111H130ZM134 112V111H133ZM143 112V111H142ZM147 112V113H148ZM149 112V113H150ZM155 112V113H156ZM48 113H49V111H48ZM58 113V112H57ZM89 114H90V112H88ZM96 113V112H95ZM138 113V112H137ZM138 113V114H139ZM152 113H150V114H152ZM59 114V113H58ZM79 114V115H78ZM97 114V113H96ZM120 114H119V118H117V120L118 119H120L121 117H122V115H121V117H120ZM48 114H46V116H47ZM51 115L52 114H50V116L49 117H51ZM62 115V114H61ZM65 115H66V113H65ZM64 115V116H65ZM82 115H85V114H82ZM94 115V114H93ZM100 115V116H101ZM135 115L137 116V114L135 113ZM140 115H142V113L140 114ZM140 115H138V116H140ZM145 115H148V114H144V116ZM55 117H58L57 116V114L56 115H54ZM98 116V115H97ZM97 116H94V117H97ZM99 116V117H100ZM128 116H129V114H128ZM128 116H126V117H128ZM136 116H134V119H132L131 117V120H132V122H136V120H135V118H136ZM137 116V118H139ZM148 116H150V115H148ZM48 117V119L50 120V118ZM66 117H67V115H66ZM66 117H64V118H66ZM81 117H83V116H81ZM86 117L88 118V116L86 115ZM94 117H92V118H94ZM104 118H105V116H103ZM110 117V116H109ZM109 117H108V119L106 118L105 120L108 122V120H109ZM112 117V116H111ZM151 117V116H150ZM155 117V115H154V118H156ZM37 118H38V122H37ZM53 120V122H54V124L55 125H57L56 123H58L53 117H51ZM59 118V117H58ZM89 118H90V115H89ZM92 118H91V120H92ZM98 118V117H97ZM113 118V117H112ZM115 118V116H114V119H116ZM136 118V119H137ZM149 118V117H148ZM148 118H147V120H148ZM153 118V117H152ZM61 119V118H60ZM59 119V122L60 121H62V120H60ZM83 119H84V117H83ZM96 119V118H95ZM101 119H103L102 118V116H101ZM122 119V118H121ZM123 119L125 120V118L123 117ZM123 119H122V122H123ZM128 119V118H127ZM127 119L125 120V121H127ZM141 119V117L139 118V121H141L140 120ZM146 119V118H145ZM144 118H143V120H145ZM158 119H156V120H158ZM48 120V122H50ZM130 120V119H129ZM128 120V121H129ZM133 120H135V121H133ZM158 120V121H159ZM65 121V120H64ZM87 121V120H86ZM93 121V120H92ZM91 121V122H92ZM95 121V120H94ZM103 122H104V119L102 120ZM102 121L100 122V121H98V123L100 124H102ZM109 121H113V119L111 120V118H110V120ZM121 120H119V122H120ZM125 122L126 124H128L127 126H128V129H125V131L127 132V130H129V128H131V125L132 124H130L129 125V122L130 123H132L131 121H129V122ZM53 122L51 123L52 125H54L53 124ZM67 122H68V119H67ZM96 122V121H95ZM105 123L106 125L108 124V123ZM114 122V121H113ZM112 122V123H113ZM116 122V121H115ZM118 122V121H117ZM116 122V123H117ZM121 122V123H122ZM142 122H145L146 123V121H142ZM148 122V121H147ZM152 122V121H151ZM156 122V121H155ZM39 123V124H38ZM66 123V122H65ZM65 123H62V124H65ZM79 123H81V122H79ZM85 123L86 122H84V124L83 125H85ZM141 123V122H140ZM140 123H138V121H137V124L135 125V127L134 126H132V127H134L135 129L138 127V124H140ZM145 123H141L140 124V126H144L143 124H145ZM152 123H154V122H152ZM156 123H159V122H156ZM45 124L42 126V127H44L45 126ZM61 123L60 124H58V125H62ZM88 124H90V120H89V123ZM92 124V123H91ZM111 124V123H110ZM123 124V123H122ZM151 124V123H150ZM57 125V126H58ZM66 125H68V124H66ZM82 126V124H79V126ZM116 125V124H115ZM114 125V126H115ZM118 125V124H117ZM145 125H147V123L145 124ZM153 125V124H152ZM56 126V127H57ZM81 126H80V128H81ZM88 126V125H87ZM99 126V125H98ZM102 126H103V128H104V125L102 124ZM102 126H101V128H102ZM111 126V125H110ZM109 126V127H110ZM113 126V125H112ZM113 126V127H114ZM123 126H124V124H123ZM155 126V125H154ZM59 127V126H58ZM86 127V126H85ZM97 127V126H96ZM107 127V126H106ZM120 127H122V126H120L119 125V128ZM126 127V126H125ZM150 127H152V126H150ZM155 127H157V126H155ZM52 128V127H51ZM50 128V129H51ZM84 127H82L81 129H83ZM99 128V127H98ZM100 128V129H101ZM111 128V127H110ZM110 128H106L107 130L108 129H110ZM115 128H118V127H115ZM127 128V127H126ZM134 128H132V129H134ZM139 128V127H138ZM137 128V129H138ZM144 129H147L148 130V128H146V126H144L143 127ZM143 128H141V130L143 129ZM52 129H55V128H52ZM65 129H67V128H65ZM121 129V128H120ZM120 129H118V130H120ZM123 129V128H122ZM137 129H136V131H137ZM152 129H153V127L150 129L151 131H152ZM155 129V128H154ZM156 129V130H157ZM41 130V131H40ZM84 130V129H83ZM107 130H106V132H107ZM124 130V129H123ZM149 130V131H150ZM155 130V131H156ZM56 131L57 130H55V131H53L54 132V134H56ZM112 131V130H111ZM115 131V130H114ZM132 131V130H131ZM140 133H138V134H142L141 133V131H140V129L138 130ZM137 131V132H138ZM143 131V130H142ZM53 132H52V134H53ZM98 132L96 133V134H98ZM119 132H122V131H119ZM126 132H124L125 133V135H127V137H129L130 135H128V134H126ZM134 132L135 131H133L132 132V134H133V136H134ZM147 132V131H146ZM44 133V132H43ZM67 133V132H66ZM104 133V132H103ZM111 133H113L112 134V136L114 137L115 136V139H116V135L115 134H119L118 132L117 133H115L114 134V132H111ZM143 133L145 134V132L143 131ZM158 133V132H157ZM96 134H94L95 136H96ZM102 133H100V134H98V136L99 135H101ZM110 134V133H109ZM130 134V133H129ZM147 134H150V133H147ZM151 134L149 135V136H151ZM58 136H59V134H57ZM57 135H56V137L55 138H57ZM61 135V134H60ZM68 135V134H67ZM106 135H108V133H106ZM120 135V134H119ZM122 135V134H121ZM146 135V134H145ZM145 135L143 136V140H146L147 138H145ZM53 136V135H52ZM55 136V135H54ZM94 136V137H95ZM118 136V135H117ZM123 136V135H122ZM121 136V137H122ZM138 136V135H137ZM136 135H135V137H137ZM140 136V135H139ZM147 136V135H146ZM148 136V137H149ZM153 137H154V135H152ZM151 136V137H152ZM59 137H61V136H59ZM102 137H104V135L102 134ZM111 137V136H110ZM109 135H108V140L109 141H111L109 138ZM119 137V136H118ZM135 137H133V138H135ZM150 137V138H151ZM99 138H101V136L99 137ZM98 138V139H99ZM104 138H107L106 136L104 137ZM125 138V137H124ZM130 139H131V141L133 142V140H135V139H138V138H135V139H132V137L130 136L129 137ZM129 138H127L126 140H128ZM140 138H141V136L139 137V140H140ZM150 138H148L147 139V142H148V140H150ZM155 138V137H154ZM154 138H152V139H154ZM96 140V142L98 143V142H100L99 140ZM114 139V140H115ZM119 139H120V137H119ZM142 139V138H141ZM151 139V140H152ZM157 139V138H156ZM156 139H155V141L154 140H152V144H151V142H150V145L152 146L153 144H156V145H154V146H152V147H154L153 149H155L154 150V152H152L151 151V153H155L154 154V158H155V155H156V152L157 153H159L160 151V148L162 147L161 146V144L163 145V142L162 141H160V144H159V142H158V139H157V141H156ZM159 139V140H160ZM103 140V139H102ZM105 140V139H104ZM122 140V139H121ZM107 141V140H106ZM109 141L106 143V144H108L109 143ZM117 141V140H116ZM116 141H115V143H116ZM118 141H120V140H118ZM130 141V140H129ZM121 142V141H120ZM120 142L119 143H116L117 145L118 144H120ZM122 142H124L123 140H122ZM121 142V143H122ZM128 142V141H127ZM134 142H136V141H134ZM137 142H139V141H137ZM141 142H142V140H140V143H139V145H142L141 144ZM146 142V143H147ZM148 142V143H149ZM155 142H158V143H155ZM162 142V143H161ZM111 143V142H110ZM109 143V144H110ZM130 142H128V147L129 146H131L132 144H134V143H131V144H129ZM100 144V143H99ZM98 144V145H99ZM102 144V143H101ZM112 145H113V143H111ZM115 144V145H116ZM123 144V143H122ZM125 144V143H124ZM123 144V145H124ZM95 145V144H94ZM105 145V144H104ZM103 145V146H104ZM139 145L137 146L138 148H139V150L140 149H143V147L144 148H146L147 147V145L143 142V145L144 146H142V148H140L139 147ZM145 145H146V147H145ZM96 146V145H95ZM102 146V145H101ZM102 146V147H103ZM108 146V145H107ZM114 146V145H113ZM112 146V147H113ZM121 146V149L119 148V151L117 150V146H115V148H116V150H115V152L116 153H118V152H120V151H122L121 153L123 154H125V156L128 154V152H126L125 151V147H124V150H122V145H120ZM127 146V145H126ZM135 146H136V143H135ZM150 146V148H152ZM160 146V147H159ZM100 147V146H99ZM111 147V146H110ZM128 147H126V148H128ZM134 147V146H133ZM159 148L158 150H156V148ZM91 148H93V151L95 152L94 153V156H98V157H94V156H89L90 154H89V152H90V149ZM104 148H106V146H104ZM109 148V147H108ZM114 148V147H113ZM112 148V150L114 151V149ZM132 147H130V149H131ZM135 148V147H134ZM138 148H137V150H136V152L134 151V149H133V151H131V152H135V153H137V151H138ZM148 148H149V144H148ZM148 148H146V151L148 152V154H151L150 153V148L148 149ZM111 149V148H110ZM136 149V148H135ZM148 149V150H147ZM152 149V150H153ZM102 149L100 148V150H98V152L99 151H101ZM145 150V149H144ZM105 151H107V150H105ZM104 151V152H105ZM111 151V150H110ZM118 151V152H117ZM124 151V152H123ZM128 151H129V149H128ZM114 152V153H115ZM102 153H103V150H102ZM113 153V152H112ZM111 153V154H112ZM113 153V154H114ZM108 154H110V152L108 153ZM107 154V155H108ZM121 154V156L124 158L125 156H124V154L122 155ZM134 154V153H133ZM145 154V153H144ZM103 155V154H102ZM102 155L100 156V157H102ZM117 155H118V157H119V154H116V156H115V159L117 158ZM139 156H140V153L138 154ZM159 155V154H158ZM158 155H156V156H158ZM103 156H105L106 158H109L110 156H106V154L104 153V155ZM113 156V155H112ZM120 156V157H121ZM128 156V155H127ZM133 156V155H132ZM135 156H136V154H135ZM138 156V157H139ZM149 156V155H148ZM147 156V157H148ZM151 156L153 157V155L151 154ZM151 156H149V157H151ZM94 157V158H93ZM114 157V156H113ZM120 157H119V159H120ZM137 157V158H138ZM106 158H105V160H106ZM123 158H121V159H123ZM126 158H128V157H126ZM125 158V159H126ZM135 158V157H134ZM142 158H143V156H142ZM162 158H163V160H162ZM102 159V158H101ZM131 160H132V157L130 158ZM136 159V158H135ZM144 159V158H143ZM142 159V160H143ZM146 159V158H145ZM148 159V158H147ZM151 160H153L152 158H150ZM161 159V160H160ZM90 160H91V158H90ZM89 160V161H90ZM95 160H94V162H95ZM104 159H102V162H105V160L103 161ZM108 160H110V158L108 159ZM118 160V159H117ZM124 160V159H123ZM121 161L120 162V166H121V164H122V162L124 163V161ZM137 160V159H136ZM139 160H141V158L139 157ZM141 160V161H142ZM157 159H155L154 161H156ZM88 161V162H89ZM107 161V160H106ZM113 161H114V159H113ZM112 161V162H113ZM126 161L127 162H129V160L128 159H126ZM140 161V162H141ZM146 161V160H145ZM153 161V162H154ZM159 161H156V162H159ZM115 163H116V160L114 161ZM113 162V163H114ZM135 162V161H134ZM134 162H133V164H134ZM150 162V161H149ZM148 162V163H149ZM153 162H150V163H153ZM87 163V162H86ZM86 163H84V164H86ZM97 163V164H98ZM108 163V162H107ZM107 163H104V165L107 167ZM113 163H110V164H112V166H115V165H113ZM114 163V164H115ZM118 164H119V161L117 162ZM116 163V164H117ZM139 163V162H138ZM138 163H135L134 165H136V164H138ZM145 163V162H144ZM146 163H147V161H146ZM145 163V166H147V164ZM149 163V165H151ZM81 164V165H80ZM82 165L83 166V168H85L84 166L85 165ZM128 164V163H127ZM130 164H132V162L131 163H129L128 165H129V167L131 166ZM86 165V166H87ZM98 165V166H99ZM127 165V166H128ZM144 165V164H143ZM153 165V164H152ZM111 166V167H112ZM125 166H126V164H125ZM154 166V165H153ZM155 166H156V164H155ZM157 166V167H158ZM110 165H109V167H107V172H108V168H109V171H110ZM115 167H116V169H115ZM115 167H112V168H114L113 170L111 169V171L112 172H114V174L110 171L109 173H112V174H109V173H107V174H109V175H115L116 173H117V171H118V168L117 167H119V166H115ZM122 167H123V165H122ZM136 167V166H135ZM139 169H141V167H143V166H140L139 165ZM147 167H149V166H147ZM151 167V166H150ZM156 167V168H157ZM81 168V167H80ZM97 167H95V169H96ZM102 169H103V167H101ZM100 168V169H101ZM121 168V167H120ZM125 168V167H124ZM127 168V167H126ZM138 168V166L136 167V169ZM144 168V167H143ZM143 168H142V172H143ZM153 168V171H154V169H155V167H152ZM151 168V169H152ZM160 168V167H159ZM98 169H99V167H98ZM102 169L101 170H97L99 173H97L96 175V177H97V180H98V177H99V175L98 174H100V177L99 178H101L102 176H101V173H102ZM129 169L130 168H128V170L127 171H129ZM132 167H131V171L130 172H134V171H132ZM151 169H148V171H150ZM84 170V169H83ZM104 171H106L105 170V167H104V169H103ZM114 170H117L116 172L114 171ZM124 170V169H123ZM122 170V172H124L123 174H125V171H123ZM126 170V169H125ZM155 170H157V169H155ZM80 171H82V175L84 176V175H86L85 173H88V175H86V178H84L83 176L81 177L80 176ZM127 171H126V174H127ZM137 171L138 172H140L138 169H137ZM137 171H136V173H137ZM148 171H145V172H147L148 173ZM160 172L161 173V176H162V174L164 173V172ZM119 172V171H118ZM121 172V173H122ZM130 172H129V174H130ZM141 172V173H142ZM157 172H158V170H157ZM156 172V173H157ZM94 173H96V172H94ZM105 173V172H104ZM104 173H103V175H104ZM150 173H153V172H150ZM155 173V174H156ZM119 174V173H118ZM122 174V175H123ZM146 174V173H145ZM154 174V173H153ZM155 174H154V176H155ZM167 174V173H166ZM128 175V174H127ZM144 175V174H143ZM147 175V174H146ZM146 175H144L145 177H146V179L148 178L147 176L148 175H151V174H148L147 176ZM157 175V174H156ZM159 175V174H158ZM164 175V174H163ZM87 176H88V178H87ZM116 176H119V175H117L116 174ZM116 176L115 177H113V178H115L114 179V182H113V184L116 182V181H118L121 177V174H120V176H119V178H117V180H116ZM131 176H133V174L131 175ZM144 176H141L140 174H139V178L141 179V180H143L142 179V177H144ZM160 176V175H159ZM159 176H158V178H159ZM165 177L167 176V175H164ZM163 176V177H164ZM170 176V177H171ZM104 178H105V175L103 176ZM106 177H108V176H106ZM111 177V176H110ZM135 177V176H134ZM133 177V178H134ZM168 177V176H167ZM127 178V177H126ZM126 178H125V180H126ZM132 178V179H133ZM136 178H137V175H136ZM136 178L134 179V181H137L136 180ZM155 178V177H154ZM86 179H88L89 181H87V183H86ZM94 179L96 180V178L94 177ZM94 179H92V184H94L93 182L95 181ZM101 179H103V178H101ZM129 179V178H128ZM131 179V178H130ZM131 179V180H132ZM138 179V178H137ZM145 179V178H144ZM105 180H106V178H105ZM109 180V183L112 185V182H110V179H108ZM111 180H113V179H111ZM125 180H123V177H122V181H123V185H125V186H123L122 187V189H124V187H125V189H128L127 187H129V185H130V187L131 186H135V185H131L130 183H126V182H124ZM153 180V179H152ZM169 179L167 178V181H168ZM231 180H233V181H236V182H234V184L232 183V181ZM101 180H99V181H97V183L99 182L100 184H97V183H95L94 185H91L94 189L92 190L93 191V193L95 192V194H93L92 193V191H91V193H92V195H96V191L97 190H100V188L98 189L97 187L100 185V187H101V190H100V192L101 191H103V190H107V189H109V188H111V187H109V185H108V187L104 184V183H102V182H100ZM120 181H121V179H120ZM126 181H128V180H126ZM133 181V180H132ZM133 181V182H134ZM154 181V180H153ZM164 181V180H163ZM170 181H171V179H170ZM224 181H226L225 183H227V181H230L233 185H235L236 186V188H238L239 186H238V184L239 185H241L242 186V190H241V186L237 189V190H239V191H236V189L233 187V185L232 184H230V182H228L229 184H230V187H233L232 188V191H231V189H230V187H228L229 185H225L224 184ZM107 182V181H106ZM129 182V181H128ZM143 182V181H142ZM152 182V181H151ZM162 182V181H161ZM165 182H166V180H165ZM108 183V184H109ZM138 183H139V181H138ZM141 183V182H140ZM139 183V184H140ZM155 183V185L157 184L156 182H154ZM168 183L169 182H167L166 184L168 185ZM236 183V184H235ZM89 185H90V183H88ZM104 184V185H103ZM120 184V183H119ZM118 183H116V185H117V187L119 188L120 186H118L119 185ZM136 184V183H135ZM159 184V183H158ZM162 184V183H161ZM98 185V186H97ZM116 185H114V186H116ZM151 186H153L152 184H150ZM166 185V187L164 186V184L163 185H161V186H164L166 189H167V186ZM232 185V186H231ZM94 186H96V187H94ZM102 186H106V189L105 188H102ZM157 186V185H156ZM155 186V187H156ZM172 185L170 184V187H171ZM238 186V187H237ZM92 187H90V188H92ZM129 187V190L131 189L132 190V188H130ZM137 187V186H136ZM158 187V186H157ZM95 188H97V190L96 191H94L95 190ZM113 188V187H112ZM135 188V187H134ZM151 188V187H150ZM158 188H160V187H158ZM162 188V187H161ZM103 189V190H102ZM137 189V188H136ZM153 189H154V191H155V189L156 188H154L153 187ZM167 189V190H168ZM233 189H235V191L236 192H233ZM112 190V189H111ZM113 190L115 191L116 189L115 188H113ZM117 190H119V189H117ZM148 191V192H146V191ZM88 191H89V189H88ZM139 191H141V189L139 190ZM144 191V192H143ZM153 191V190H152ZM153 191V192H154ZM161 191V190H160ZM166 191V190H165ZM164 190L162 191V192H165ZM169 191V190H168ZM98 192V191H97ZM100 192H98V193H100ZM108 192V191H107ZM105 193V192H101V193H105V194H109V193ZM111 192V191H110ZM118 193H120V192H122V190L121 191H117ZM124 192V191H123ZM129 192V191H128ZM146 192V193H145ZM90 193V192H89ZM90 193V194H91ZM101 193L99 194L100 195V197H101ZM136 193H139L137 190H136ZM150 193H152V192H150ZM155 193V192H154ZM166 193V192H165ZM171 193V194H172ZM83 194L85 195V196H83ZM124 195H126L125 193H123ZM169 194V193H168ZM139 195V194H138ZM164 195V196H163ZM103 196H105V195H102V197L101 198H103ZM119 196V195H118ZM152 196V197H151ZM169 196H170V194H169ZM89 198V199H94L93 201H94V203L95 204H97V205H94V203H93V205L96 207V208H92V206L93 205H91V203H90V201H89V199H88V204L90 203V205H91V209L90 210H87V206H85L84 208H86V209H82L81 208V206H80V204H81V201H82V199H87V198ZM172 197V196H171ZM169 198V200L171 199L172 200V198ZM104 198V199H105ZM118 199H120V198H118ZM122 199H123V197H122ZM122 199H120V200H122ZM160 199V198H159ZM165 199V198H164ZM150 200H153V201H150ZM87 202V200H83V203H85V202ZM92 201V202H93ZM125 201H126V199H125ZM97 202V203H96ZM113 201H111V203H112ZM121 202V201H120ZM120 202H118V200H117V204L119 203L120 204ZM153 202H154V204H153ZM122 204L123 203H125V202H121ZM156 203V204H155ZM172 203V202H171ZM174 203V202H173ZM88 204H86L85 203V205H88ZM114 205H116L115 203H113ZM128 204V203H127ZM166 204V203H165ZM84 205V204H83ZM83 205H82V207H83ZM99 205V206H98ZM124 205H126V204H124ZM93 206V207H94ZM105 206V207H104ZM113 205L111 204V206H107V207H109L108 209H110V207H112ZM116 206H121V205H116ZM102 207H104V209L102 208ZM119 207H117V208H119ZM122 207H124V206H122ZM127 207H128V205H127ZM98 208V209H97ZM114 208V207H113ZM89 209V208H88ZM131 209V208H130ZM130 209H129V211L127 210V212L129 213V212H131L130 211ZM139 209V210H138ZM114 210H116V208L115 209H113V211ZM119 210H121V209H119ZM124 210H126V207L124 208ZM123 210V211H124ZM110 211H111V214H112V210L110 209ZM110 211H107V212H105V213H107L108 214V212H110ZM117 211V210H116ZM100 213H101V210L99 211ZM133 212H134V210H133ZM132 212V213H133ZM88 213H90V215H92L94 218H93V220L91 219V221H89V218H90V216L88 215ZM102 213L104 214V216H105V213H104V211H102ZM118 213H120L121 214V211H118ZM124 213V212H123ZM99 214V213H98ZM98 214H97V216H98ZM111 214L110 215H107V216H111ZM116 214H117V212H116ZM115 214V212H114V215H116ZM120 214H118L119 216H120ZM131 214V213H130ZM102 215V214H101ZM101 215L99 214V221L97 222V225H99V222L101 223ZM125 215H127L128 216V214H125ZM124 215V216H125ZM133 215H134V213H133ZM92 216H91V218H92ZM107 216H105V217H107ZM105 217H103L102 216V218H105ZM112 217V216H111ZM110 217V218H111ZM114 217V216H113ZM122 217H123V215H122ZM122 217H118L119 218V221L117 220V222L118 223H120V225H118V223L116 224V226H119L118 228H120L119 230V233H121V230H124V228H126V230H127V220L124 218V220H123V218ZM126 217V216H125ZM132 217H135V216H132ZM117 218V215H116V218L115 219H118ZM128 218H131L130 216L128 217ZM136 218V217H135ZM106 219V223L104 222V223H102V226H101V224H100V226H99V228H100V231L97 229V225H96V223L94 224V226L93 227H95V225L97 226L96 227V231L100 234V232L101 231H103V234L102 235H104V233H106V231L108 230V229H110V230H108V232H107V234L108 233H111V235L114 237V234H112V232H111V230L113 229V227L112 226H115V225H112L110 228H106L104 225L106 224V225H108L107 223L109 222V224H111L110 223V221L112 220V218H111V220L110 221H108L107 222V220H109L108 218H105ZM105 219H103L104 221H105ZM116 220H114V222H115ZM103 222V221H102ZM133 223H135L134 221H133ZM104 224V225H103ZM113 224V223H112ZM136 224V223H135ZM131 225V224H130ZM130 225L128 224V226L130 227ZM134 225V224H133ZM157 226V227H156ZM101 228H104V229H102L101 230ZM106 228V229H105ZM117 228V229H118ZM135 228V229H136ZM159 228H162V231L164 232L163 234H160L159 232ZM95 229V228H94ZM115 229H116V227H115ZM114 229V230H115ZM131 229V228H130ZM106 230V231H105ZM114 230H112V231H114ZM156 230V232H154ZM161 230V229H160ZM95 231V232H96ZM110 231V232H109ZM130 231H132V230H130ZM130 231H129V233H130ZM158 231V232H157ZM135 232V231H134ZM115 233H118V231L117 232H115ZM118 233V234H119ZM125 233V232H124ZM127 233V232H126ZM136 233V232H135ZM154 233H156V234H159V235H157V238L155 239L154 238V236H153V234ZM98 234V236H101V235H99ZM117 234V235H118ZM137 234V233H136ZM92 235H94L95 237L93 238V236ZM116 235V236H117ZM121 235V234H120ZM122 235H125V234H122ZM155 235V234H154ZM161 235V236H160ZM97 236V237H98ZM108 236V235H107ZM110 236V235H109ZM108 236V237H109ZM119 236V235H118ZM118 236L117 237H115L116 239L114 240V241H117L116 243H119L118 242V240L120 239V237H119V239H117L118 238ZM134 236H135V234H134ZM133 235H132V238L134 237ZM137 236V235H136ZM136 236L134 237V238H136ZM158 236H160V238L158 237ZM102 237V236H101ZM104 237V236H103ZM102 237V238H103ZM106 237V236H105ZM104 237V238H105ZM122 237H124V236H121V238ZM99 238V237H98ZM128 238V237H127ZM130 238H131V236H130ZM130 238H128V239H130ZM131 238V239H132ZM107 239H110V238H107ZM112 239V238H111ZM110 239V240H111ZM123 239V238H122ZM122 239H120V241L122 240ZM127 239V240H128ZM102 239H100L99 241H101ZM134 240V239H133ZM133 240H132V243H133ZM136 240V239H135ZM96 241H98L97 239H96ZM106 241V242H105ZM105 241H101V242H105V243H112L111 241H109L108 240V242H107V240H105ZM113 241V242H114ZM100 242V243H101ZM123 242V241H122ZM121 242V243H122ZM99 242H98V245L97 246H99V244H100ZM115 243V244H116ZM125 243H127V241H125ZM125 243H124V245H125ZM130 243H131V241H130ZM130 243H128V245L130 244ZM97 244V243H96ZM104 244V243H103ZM103 244H101L102 246H106V245H103ZM123 244V243H122ZM99 246V248L101 247V248H103L102 246ZM110 245H112V244H110ZM114 245V244H113ZM118 245V244H117ZM117 245L115 246L116 248H117ZM121 245V244H120ZM127 245V244H126ZM128 245H127V247H128ZM112 247V246H111ZM123 246L121 245V248H122ZM131 247H132V245H131ZM95 248V249H94ZM100 248V249H101ZM105 248V247H104ZM110 248V247H109ZM114 248V246L111 248V249H113ZM120 248V249H121ZM124 249H126L127 250V248H125V247H123ZM120 249H115L116 251L118 250V251H120ZM103 250V249H102ZM105 250H109V249H104L103 251H105ZM139 250H136V251H139ZM113 251H114V249H113ZM116 251H114V252H116ZM124 250H122V252H123ZM136 251H133L132 249H131V251H129V252H133V255L135 256V254H134V252H136ZM99 252H101V250L99 251ZM121 252V253H122ZM102 253V252H101ZM104 253V252H103ZM117 253V252H116ZM119 253V252H118ZM114 254V256L116 257V255L118 256V255H120V254ZM137 253V252H136ZM106 254V252L104 253V254H102L101 256H103V258L102 259H100V264H102L101 263V260H103V259H105L104 258V256H106L105 255ZM110 254V253H109ZM113 254V253H112ZM123 254V253H122ZM126 254V253H125ZM124 254V255H125ZM123 255V256H124ZM132 255V254H131ZM138 255V257H139V254H137ZM96 257H98V256H100L99 254H98V256L97 255H95ZM111 256V255H110ZM123 256H121V258L123 257ZM96 257H94V258H96ZM112 257H113V255H112ZM120 257V256H119ZM138 257L136 258V260L138 259ZM114 258V257H113ZM124 258V257H123ZM122 258V259H123ZM128 258H130V255H129V257ZM134 258V257H133ZM132 258V259H133ZM108 259H109V255H108ZM107 259V260H108ZM121 259V260H122ZM135 259V258H134ZM97 260H99V259H96V261ZM106 260V259H105ZM105 261V262H108V261ZM112 260V259H111ZM114 260V259H113ZM117 260H118V258H117ZM117 260H116V262H117ZM126 260V259H125ZM122 261L123 263L124 262H126V261ZM129 260H131V259H128V261ZM135 260V261H136ZM95 261V260H94ZM93 261V262H94ZM95 261V264L97 263V264H99L98 263V261L96 262ZM104 261V260H103ZM132 261V260H131ZM134 261V260H133ZM133 261L131 262L132 264H133ZM110 262V261H109ZM116 262H115V264H116ZM130 262V261H129ZM129 262H128V264H129ZM140 262V261H139ZM139 262H138V264H139ZM110 263H113V261H111ZM109 263V264H110ZM117 263H119V260H118V262ZM130 263V264H131ZM125 264H127V263H125ZM134 264H137V261H136V263H134Z\"/></svg>", "mask_w": 264, "mask_h": 264}, {"label": "rangeland", "instance_id": "374dc122", "mask_svg": "<svg viewBox=\"0 0 264 264\" xmlns=\"http://www.w3.org/2000/svg\"><path fill=\"white\" fill-rule=\"evenodd\" d=\"M1 1L3 2V0H1ZM1 1H0V4L2 5V7H4L5 3L7 2L6 4H11V6L9 5V8H8V6H5V7L8 8V9H10V7H11L10 10H12V8H14V9H13L12 11L7 10V13H6V12H5L6 9H5V11H4V8H5V7L2 8L1 5H0V7H1L0 9L4 11V13H3L2 11H0V12H1V13H0V17H1V18H0V22H1V24L3 23V24H2L3 26H6V27H3L2 25H0V28H3V30L0 29V31H1L0 33H1V34L3 33V36L0 34V37H5V39H4V38H1L2 41L0 40V44L2 43L3 45H0V47L5 46L3 49H6V44H7V43L10 44V42H8V41H11L12 43H14V42L16 43V44L14 43L15 45L11 43L9 47H11V45H12V47H13V46H17V47H18V46L22 43V45L18 47V48H19V51H18V52H20L21 50H23V51H21V52H24V53H21V52H20V53L22 54V58H23V56H24L25 54L28 56V57L24 56V58H23V59L26 58V61H27L30 57L32 58V60H31V58L29 59V60H31V62L28 60V63H29V65H30V66H28L29 69L25 67V66H27L28 63H24V64H26V65L24 66L26 69H25L23 66H21V65H24V64H21V63L19 64V63H18V66L20 65L22 68H24L25 71H26L25 74H27V77H26V76H23L24 79H25V78L27 79V80H26L27 84H25L27 87H25V89H26V90H28L29 88L31 89V88H33L34 85L37 86V85L41 82V83L39 84V86L41 85V86H40V89H41L42 87H44V89L42 88V89H43V90H42L43 92H42L41 90H40L41 93H40V91H37V90L39 89V88H38L36 91L39 92V93H38V94H35V97L38 96V98L40 99V102H39V103H40V104L43 103V105L47 103V100H50V98L45 97V96L48 95V94H50V96H49V95H48V96L51 97V96H52L51 93L54 95V92L56 91L55 95L57 96L58 99H57L56 96L54 95V97L51 98L52 100H50V102L52 101L53 103H52V102H51V103L48 102L49 104H47L48 106L50 105V107L52 106V107L50 108V110L47 108V107H48L47 105H44V107L47 106L45 109H46V111H47V109H48L49 113H48V111L46 112L45 109H44V111H43V109H41V106H42V108H43V105H39V106L36 107L38 110H39L38 107H40V109H41V110H39L40 113H41V111H42V112H46V113H44L45 115H44V114L41 115L40 113H39V115H38L37 113H38L39 111H36V116L40 119V115H41V117L44 115L43 117H47V118H46V121H47V123H49V124H47V125H48V126L50 125V126H49L50 128H51V127H52V128H55V129H52V128L50 129V128H48V130H46V131H48V135H50L49 133H50V131H51V136H49V138L52 139V137H54L53 140H54V139H59V138H62V139L66 138V139H67L68 137H71V136L73 135V133L75 132L74 129H73V128L71 127V125H70L69 118H68V114H67L68 111L64 109V108H67V107H66L67 105H65V102L67 101V99H69L70 91H69L68 84H67V85H66V84H63V82H64V83H67V82H65L66 79H65V81H64V79H63V78H65V77H64V76H65V75H64V72L62 73V69H63V62H62V61H63V60L60 59V58H63V57H62L63 55L61 56V54L64 53L63 51H65V54H66V52H68L66 55L64 54V55H65L64 58H65L66 56H69V55H70L72 58H74V60H75L76 62L78 61V62H77V65H80V66H78V67L80 68L79 71H81V74H82V70H83L84 68L88 67L90 64L95 65V63H92L91 60H94V61H95L97 58H101V57H102V54H100L101 52L99 53V51L102 50V49L105 50V46H106L105 43L108 42V41H110V40L105 41V42L102 41L103 39H104V40L109 39V38L105 37V35H106V36L109 35V37H111V36H110V35H111V31H112V33H115V34H120V32H121L122 35H121V36L119 35V37H118V38L120 39V37H122V36L124 35V34H123V32H124L125 35H126V37L123 36V38L125 37V40H124L125 44H124V42H122L123 39H122V38L120 39V41L122 40L121 42H122V45H123V46L126 45V43H128V44L130 43L129 45H133V43H134V45H136L137 42H138V44H137V47H135L134 45H133V46H127V45H126V47L121 46V48H123V49H121V48H117V52H118V49H119V50H120V53L118 54V53L116 52V55H117L116 58L118 57V60H119L120 57L122 58V56L124 57V55H126V57H125L126 62L130 60L129 63H131V64L129 65V64L126 63L125 61H124V62L127 64L126 66H131V67H132V68L129 67V68L131 69V71H134V73H137V74H138V73H141L142 70L139 72L138 67H139V69H140V67H141V69H142V65H141V64H143V68L146 67V65H147V68H148V66H149V68H150V70H149V69L146 70V69L144 68V70H143V74H144L145 77H150V75H151L150 73H152V75H151L152 79L154 78L153 75L156 76V79H157V80H155V78L153 79V80H155V81H153V83L155 82V88H156V91H155L154 89H147L148 86H149L150 88H151V87L154 88V86H150V85H149V84H150V83H149L150 81H151V84H152V79H151V78H146V80H145V79H144V76H141L142 73H141V75L138 74V76H137V74H135V76H133L134 79H136V77H139V78H140V76L143 78L142 80H140L141 78H140V79L137 78L138 81H136V83H135V80L133 79L134 84L136 85V87L139 86V87H138V90H141V87H144V88H145V86H147V87H146L147 90L142 88L141 91H143V92H141V91H140V92L143 93V94H141L140 92L138 93L137 88H136V91H134V94H135V95L132 97V95H133V94H132L130 97H132L133 100H134L135 98H136V100H138L137 98H138L140 95H141L140 98H143V97H146V98H147L146 95H148V97H150V94H149V93H151L150 91H152L151 94H153V95L155 94V93H153V90H154V92H156L155 95H159V94H162V95H159V96H153V95H152L151 97L155 98V100H153V98H151V99L153 100V101H152V100H149V98H148V100H149L150 102H149V101H146V98H145V100H144V98H143V100L146 101V102H143V100L140 101V98H139V101H138L139 103H137V102L134 103L136 100H134V102H133V100H132L130 97H129V98H130L131 101H129V99H128L127 97H126V98L123 97L125 101H127V100L129 101V102H127V105H126V102H125V101H124L125 104H124L123 102H122V103H119V101H120L121 99H123V98L119 99L121 96H120V97L118 96V99H119V100L115 101V102H118V103H115V104H117V105L114 106V107L117 106L116 108L119 107V108H118L119 110L117 109L118 112H117L116 114H113V115L109 114V115H107V117H106L105 114H103V115H101V114H102V113H105V112H106V114L108 113V108H107V107H108V104H109L110 102H107L109 99H108V97H107L105 94H103V91L100 89L99 84L95 81V78H91V82H92V83H89V84H86V83H87L86 81H85V82L81 81V84H79V86H78V90H77V91L81 92V93H80V94H81V97H80V95H79V92L76 93V96H77V94H78V98H79L80 100L82 99V101L84 102V104H83V102L79 100V101L81 102V104H80V102L78 101V98H77V101L79 102V103H77V107H78L79 105H80L81 107L83 106L82 108L79 106V108H77V110H78V109H79V110H80V109L82 110L83 108L85 109V110L83 109L82 111L80 110L81 112H78L79 114H81V116L84 117V119H83V117L79 116V118H78L79 121L77 122V130H79L80 132H82L81 134H83V135L85 136V133H83V132H84L86 129H89V128H90V130H92V129H93L92 126L95 125V124L97 123V124L95 125L94 129H96V130H100V131L103 129V132H104V133H103L102 131H101V132H98V131H97V132H98V134L102 133V134L104 135V137H105V136L107 137V138L102 137V134L98 136V134H96L97 132L94 133V134H96V136H95L94 134H92L93 136L91 137V139H92L91 142L93 143V142L95 141V142L93 143V148H94V147H95V148L97 147V148H96V149L94 148V149L96 150V151L94 150L96 153L93 151V148H91V149H90V152H89V154H90L89 156H91L92 154H93L92 156H94V153H95L96 155H99L98 153H100V155H99V160H100V164H101L102 166L99 165V163H98V162H99L98 159L95 160V158H94V157H98V156H94V157H93L94 159H92V157H88V158H87L88 161L90 160V158H91V160H90L89 162H88L87 160H85V162H83V164L87 162L86 164H84V165H85V166H84L85 168H83V166H82L83 164H82V165L80 164L81 166H79V170H82V171L84 172L85 169L88 167V165H89L88 168L91 167L90 165H93V164H91L90 162H93V163H94L93 169L90 168V173H89V175H88V173H85V174L88 175V176H90V175L92 174L91 171H93L94 177L96 178V180L94 179V177L92 178V179L95 180L93 183L95 184V183H97V181L101 180L100 182L104 183L107 187H108V185H109V187H111V188L108 187L109 189H107L106 191L103 190V189H102L103 191H101V192H105V193L108 191L107 193H109V194H105V193L103 194V193H101V192H100L101 187H100V185H99V186L97 185V186H98L97 188H98V189L100 188V190H97V188H95L94 191L97 190L98 192H100V193H101V197H102V195H105V196H103V198H101L100 195H99L100 193H98L97 191H96V195H92V193H93L92 190L94 189V188L91 186V185H94V184L91 183V182H92V179H91L92 175H91V177H89V180H90L91 182H90L88 179H86V183H87V181H89L88 183H90V185L87 183V184H86V187L90 186V187H92V188L88 187L89 191H88V189H87V191L85 192V194H86V195L88 194L87 197H89L90 195H91V197H92V196H93V197L95 196V198H96V197H99V198H96L95 201H97L98 199H101V203H99V205L101 204V206H102V205H105V203H106L105 200H107L105 197H107L108 195H109V199H110V198L112 199L113 197L115 198V195H114V194H118L119 196L116 195V198L118 197V198L122 199V197H123L122 200H120V199L117 198L118 202H120V201H121V202H125V203H123V204H122L121 202H120V204H119V203L117 204V200H116V202H114L115 199L113 198L114 200H111V199H110V200L113 201V202L111 203V201H110V205H109V201H107V202H108V203H107V206H111V204L113 205L112 207H110V209L112 210V214H111L110 209H108L109 207H107L106 205H105L106 207L104 206L105 208H107L106 211H105L104 207H102L104 210H102L101 208H99L98 213H99L100 215L102 214V215H101V220H102L103 222L101 221V223L99 222V225H97V222L99 221V219H98V218H99V214L97 213V210H96V212H95L94 210L91 209V205H93V203H94V201H93L94 199H92L93 197H92L91 199H89L90 197H89V198L86 197L87 199H85V198L82 199L81 204H80L81 208H82V209H86V208H87V210H90V209H91L92 211H89V212H90L93 216H95L96 218L98 217L97 219H95L92 215H90V213H88V215L90 216L89 221H91V219L93 220V218L95 219V220L91 221L90 223L92 224V223L95 221L96 225L98 226V227H97V226L95 225V227H93L95 223L92 225V228H93V230H92V234H95L96 237H95L94 235H92V236H93V238L95 237L94 239H95V242L97 243V244L95 243L94 246H95V248L98 247V249H95V248H94V249L97 250L98 253L95 254L96 251H94V256H93V259H92L91 264H95L96 259H99V260H97V261H98V263L100 264V259L103 258V256H101V255L104 254L105 252H106V254H105L106 256H104V258L106 257L105 259L107 260V259H108V255H109V259L107 260L108 262H105V261H106L105 259H103L104 261L101 260V263H102V264H109L111 261H113V263H110V264H115L117 258H118V260H119V263H117V262H118V260H117L116 264H125V263L128 264L129 261H130V262H129V264H130L133 260H134V261H133V264L136 263V261H137V264H138V262L140 261V262H139V264H140V263H141V260H140V258H141V254L139 253L140 250H139V248H136V249L134 248L136 245L138 246V242H137V243H135V242L138 241L139 234H140V233H139L140 230H138V229L140 228V224L138 225L139 228H136V226H137V222H138L136 219H138L139 216H136V215H135V213L139 215V211L135 210V209H137V208H139V207H136V205H131V207H129V206H130V201H129V199H127V198H128L127 195L130 193V191H131V193H132L134 189H135V190H134V193H135L138 197L141 196V195H143L144 193H143V194L141 193L142 190H143L142 188L144 187L143 184H144L145 182H147V180L150 178V179L148 180L149 183H148V184L145 183V187H144V189L148 190L149 192L146 191V190H145V191L148 192L149 194H152V195H153V197L151 196V197H152L151 199L155 198V195L157 196L158 193L161 192V193H159V197L157 196V197H158V200H156V198L153 199V200H156L157 204H160V203L158 202V201H161V197H160V195H162V194L165 195V194H166L165 196H167L168 198H167V201H166V197H163L162 200H165V202L163 201V203H164L163 205H167V204H169V203H170V204H169L170 206H171V205H175V204H176L177 206L179 205V204L176 202V200L174 201L175 198H174V195H173V193H172V192L174 191V189H175V188H173V187L176 185V184L173 185L172 183H173V182L176 183V182H175V180L173 179V176H171V173L169 174V172H168L167 170L162 171V170H164L163 168L166 169V167H165V165H164L165 163L163 162V164H162V166L164 165L163 168H162L161 165L158 166V164H160V163H162V162H160V161L158 160V158H156V157L161 158V156L163 155L164 151H163L162 153H161V151H162L163 146H165V144H164V142L159 138V137H161V136H159V135H160V133H159V129H160L161 122H160V120L156 117V114H157L156 111H157V110L160 111V110L162 109V106H163V105H160V104H161V103H160L161 101L158 102V101H159V100H158L157 102H158L159 105H160V106H159V105H158V106H159L161 109L159 108V109L155 110L154 107L157 108V107H156L157 102H156V104H155L154 101H156L157 99H159L158 97L163 96V94H164L165 91H166L165 88H166V89L168 88V87H167L168 84L165 82L164 79H163L164 81H163V80L160 81V80H161L160 77H161V76L163 75V73H164V69H163L164 67H163L162 64L165 62V61H164L165 58L168 57V58H166L167 60H168V59H171V54H172V53H171V51H170V49H169V47H170L169 44L171 45V44H173V42L175 41V39L171 38V36H172V35H170L171 33H168V32H169V31H168L169 29H168V27H167L168 25L165 24L166 22L161 21L160 19L162 18V16H161V18H159L160 16L157 14V13H159V12L161 11V9H158V7H159V3H158V1L155 2V3H157V5H158V7H157V6L155 5V3H154V0H151V1H150V0H142L143 2H140V1H138V0H133L134 2H135V1H137L138 3L140 2L139 4L136 3V2H135V4H134L133 1H131V0H122V1H123V4L120 3L121 1L118 2V3H117V2L115 3V2H114L115 0H114V1H113V0H110V3H109L108 0H107L108 2H106V1H104V0H99V2H101V3H99V2L97 3V2H96L97 0H96V1L91 0L90 2H89V0H86V1H85V0H83V1H82V0H81V1L79 0V2H76V3H75V4H78V5H72V4H71L72 6H70V9L68 8L69 10H68L67 8H64V7H66V5L68 6L69 4H66V3H65L66 5H64V3H61V2H60V3H58V4H59V5H58V4L55 2V3H52V4L49 3L51 6H53L52 8H50V10H51V9H52V10L49 11V13H47V12H48V9H47L46 7H51V6H50L49 4H47L48 2H44V1H42V2H44V3L42 4L41 0H39L40 3H37V2H39V1H37V0H36V1L32 0L33 2L28 1V2H31L30 4L33 3V4H32V7H28L30 4L28 5V2H26V1H25V2L23 1V2H24V3H27V4H24L22 1H18V0H16V1H15V0H11V3H9L10 1L8 2V0H5L3 3H2ZM14 1H15V2H14ZM84 1H85V2H84ZM92 1H93L94 3L96 2V3H97V6H95L96 3L94 4ZM102 1H104V2H106V3H103ZM118 1H119V0H118ZM124 1H125V2H126V1H129L131 6H129V3H127V4H128V5H127ZM146 1H149V2H148L149 4L146 3ZM152 1H153V2H152ZM191 1H192V0H190V1H188V2L190 3ZM195 1H196V2H200V5H198L199 3H196ZM205 1H206L207 3L210 2V1H212V2H211L212 5H213V2H214V0H210V1H208V0H201V1H199V0H193V2H195V5L197 4L198 6H200V7H198L199 10H198L197 12L200 13L201 3H202V8H203L205 5H207V6H209V7H208L209 9H206V13H205L204 9L207 8V7H204L203 9H201V14H202L201 18H204V17L206 16V17H205V20L199 18V20H198V19H195V21H194V22H196V23L199 22V23L201 24V28H200L199 23H197V24H198V25H197V24L193 23V21H192V20H194V19H193L194 16L197 17L198 15H195V14L191 13V16L194 15V16L190 19V21L193 23V25H192V23H191V26H192V27H191L190 24H189V25H188V28H189V29H193V26L196 25V26H195V29H197V30H196V32H192L194 29L191 31L192 34L194 33V36H193V35H191V33H188L189 29H187L188 31L184 34V37H185V35H186L187 38L185 37V39H184L183 37H182V38L180 37V39H182V40H180V39H176L177 42H175L174 44H176V43H178V44L180 43L181 45L186 44V43H183V44L181 43V41L183 42V40H184V42H188V45H187V44H186L187 46L184 45L186 48H185L184 46H182V48H180L181 45L179 44L180 46H179V48H177V49H178V50H179V49H180V50L182 49V50H181V51H180V50L178 51V52H180L179 55H178L177 51H176V54H175V50H173V51H174V52H173V53H174L173 55H175L174 58L178 59V57H177V55H178V56H179V59L182 57V58H185V59H182V58H181L182 60H187V59H188V61H189V58H190V61H191V62L193 61V58H195L194 61H193V63L195 62V63L193 64L194 66L192 65L193 67L188 66V65L191 64L190 61L187 63L188 65L185 64V66H187V68H188V71H189V69H191V68H192V70H193L194 68H196V67L198 66V64H199L201 61H203L202 59L205 60V58H206V59H207V58H208V59H211V58H215V57L218 58L219 56H221V54H218V53H222V54L224 53V55H226L227 57H229V59H231V58L236 59V58L238 57V58H237V60H238V59H242V58H240V57H241V52H242V53L244 52V54H245V52H247L248 54H250V57H249V58H253V59H254V57H255V59H257V60L259 59L258 61H262V60H264V44H261V45H260V43H262V39H263L262 36H260L259 41H257V42H259V44L256 42V40H258V37L255 38L256 40L254 39V41L256 42V44L258 45V47H257V45L255 44L254 41H253V42H254L255 46H254V45L251 46L252 48H251V47H248V48L251 49V50H250V49H249V50H250V52H251L252 55H253V57H252L251 53H249L248 51H246V50H248V49L243 48V45H242V44H243L244 41L242 42V40H241L242 44H241V43H240V44H239V43L236 44L237 41L235 40L234 36H233L230 32H229V34H231V35L227 34L228 31H229V28H230L231 25H232L231 23H234V21L236 20V19L233 20V18H235V16H236L235 14L238 15L236 18L241 17V16L243 15L242 18L246 17V18H249L250 20L252 19V21H256V20H257L256 22H259L258 20H261V16H262V15L264 16V14H262V12H263L262 10H264V9H263V8H264V0H263V1H260V2H259V0H258V1L256 0V2H255V0H253L254 2L251 1V0H247V1L245 0V2H247V3H245L244 0H243V2H242V0H241L240 2H241V4H242V3H243V4L241 5V4H237V3H236V6H237V7H234L235 5L230 6V5H228V4H224V3H228V1H226V0H225L226 2L223 1V0H220V2H222V1L224 2L223 4H221L219 1L216 0V1L214 2V4H215L216 2H217L218 4H216L217 6H216V5H214V6H216L217 9H216V8H213L212 5H209L210 3H209V4L205 3ZM250 1L253 2V3H252V4H249ZM13 2H14V3H13ZM20 2L23 3V6L26 5L28 9H29V8H30V9L32 8V11H31L32 13H28V10H27V13H28V14H27L26 12L23 11V9H22V11H21V9L19 10L20 5H22V3H20ZM34 2L36 3V4H35L36 7H35V5H34ZM80 2H81V3H85V4H83V5H85V6H86V3H87V4H88V3H89V4L93 3L92 5H94V6H92V5H90V6H91V7L93 8V10H94V12H93V13H94V16L97 15L99 18H100V17H101V18H100V19H96L97 16L95 17V19L92 18V17H94V16H92V15L90 16V14H88V12H89V10H90V8H91V7H89V4L87 5L88 7L86 6L87 8H86L85 6H84V7H81L82 4H79ZM113 2H114V3H113ZM131 2H132V3H131ZM193 2H191V4L194 5ZM15 3H19L20 5H19V4L16 5ZM151 3H153L154 6H153V5L151 6ZM234 3H235V2H234ZM12 4H14V5H13L14 7H12ZM37 4H38V6L41 7V8L44 7L45 10H44V11L41 10V9L37 6ZM40 4H42L43 7L40 6ZM44 4H45V5H44ZM60 4H61V5H60ZM62 4H63L64 6H63ZM99 4H101V5H99ZM104 4H105V5H104ZM125 4H126L128 7H127ZM133 4H134V5H133ZM137 4H138L139 6H138ZM141 4H142V5H141ZM143 4H145V5L143 6ZM203 4H204V6H203ZM220 4H221V5H220ZM247 4H249V6H247ZM254 4L256 5V7H258L257 5L260 4L259 7L262 9V10H259V11H261V12H260V13H261L260 16H259L260 13L257 15V13H258V11L256 10L257 8L253 9V8L255 7ZM261 4H262V5H261ZM18 5H19V7H18ZM56 5H57V6H56ZM108 5H109V6H108ZM110 5H111V6H110ZM112 5H113V6H112ZM124 5H125V6H124ZM135 5H136V6H135ZM149 5L151 6V8H150ZM219 5H220V7H219ZM222 5H223V6H222ZM224 5H225V6H224ZM226 5H227V8H226ZM245 5H246V6H245ZM250 5H251V6H250ZM15 6H17V8H16ZM30 6H31V5H30ZM59 6H60L61 8H59ZM99 6H101V7H99ZM106 6H107V7H106ZM123 6H124V7H123ZM211 6H212L213 9L211 8ZM221 6H222V7H221ZM244 6L246 7V9H245ZM253 6H254V7H253ZM261 6H262V7H261ZM33 7L36 8L37 11H39V10L42 11L43 15H44V12H46V11H47V12H46L45 15L42 17V13L37 12ZM68 7H69V6H68ZM72 7H73V8H72ZM77 7H78V8H77ZM80 7L83 8V10H86V11L88 10V11H87V12L82 11V9H81ZM95 7H96V9H94ZM111 7H112V8H111ZM115 7H116V8H115ZM119 7H120V8H119ZM140 7H141L142 9H141ZM148 7H149V8H148ZM153 7H154V8H153ZM155 7H157V8H155ZM229 7H231V9H230ZM232 7H234L233 12H235V11L237 12V13H234V15H233V12L231 11V10L233 9ZM241 7H242V8H241ZM243 7H244V9H243ZM247 7H248V8L251 7L250 9H251V10L253 9V10L250 11ZM259 7H258V8H259ZM21 8H22V7H21ZM58 8H59L60 10H62V13H61V11H60V12L57 11V10H59ZM62 8H64V9H62ZM71 8H72V9H71ZM92 8H91V10H90L91 12L93 11ZM100 8H101V9H100ZM118 8H119V9H118ZM132 8H133V9H132ZM143 8H144V9H143ZM159 8H160V7H159ZM219 8H220V10L222 9V10L224 11V13H225V16H224V17H222V16H223L222 14H224V13H220V12H222V11H220ZM236 8H237L238 10H237ZM260 8H259V9H260ZM24 9H25V8H24ZM54 9H56V10H55L56 12L54 11ZM79 9H80L82 12H80ZM103 9H104L105 11H104ZM122 9H123L124 11H123ZM125 9H126V10H125ZM134 9H135V11H134ZM155 9H158V10H155ZM211 9H212V10H211ZM214 9H215L216 11H215ZM226 9H229V10L226 11ZM14 10H15V11L17 10V13H16ZM33 10H35L36 13H38V15H37L36 13H34ZM66 10H68V12H67ZM72 10H73V11H72ZM74 10H75V11H74ZM76 10H77V11H76ZM95 10H98V11L96 12ZM110 10H111V11H110ZM117 10H118L119 12H118ZM202 10H203L204 13L202 12ZM245 10H246V11L248 10L250 13H249L248 11L246 12ZM254 10H255V13H254ZM8 11H9L10 13H9ZM18 11H20V12H18ZM25 11H26V9H25ZM29 11H30V10H29ZM64 11L67 12L68 15H69V13H70V15H72V14L74 13V16L76 17V18H75V17L73 18V16H72V18H73L72 20H74V22L70 19L71 16L69 15V16H68L69 18L67 17L69 22H68L67 19H66L65 23L67 22V24H69L71 21H72V24H73V25H74L75 23H78V24H75V25H74V26H76V27H78V25L80 26V23H79V22H80V19L84 16V17L82 18V20H81V22L84 21V23L82 22V24H81V26H80V27L83 28V29H82L83 34H82V31L80 30L81 28L78 27L77 30H76V27H75V30H74V28H72L73 26H71L72 24H69L68 26H67V24H64V19H63V18L67 16V14H65ZM69 11H70V12H69ZM71 11H72L73 13H71ZM78 11H79V12H78ZM100 11H101V12H100ZM126 11H127V12H126ZM155 11H156V12H155ZM212 11H213L214 13H212ZM218 11H220V12H218ZM229 11H231L230 14H229ZM239 11H240V12H239ZM11 12L13 13V15L11 14ZM14 12H15V13H14ZM22 12L24 13V15H23ZM50 12H52L53 14L56 13L55 15H53V17H54V16L56 17V18L54 17V19H55V20L53 19L54 21L52 20L53 23H52V21L50 20V19H51L50 17H52V16H48V14H49V15H52V13H50ZM58 12H59V13H58ZM77 12H78L79 14H81L82 17H81L80 15H78ZM91 12H90V13H91ZM105 12H106V13H105ZM111 12H112V13H111ZM132 12H133V13H132ZM137 12H138V13H137ZM210 12H211V13H210ZM256 12H257V13H256ZM25 13H26V15H25ZM33 13H34V14H33ZM60 13H61V14H60ZM85 13H86L87 15H85ZM95 13H96V14H95ZM100 13H101V15H100ZM114 13L117 14V15L115 16V19H116V17H119V15H120V18H121L122 21H123V20L125 21V19H126L125 22L127 23L128 27H127V25L124 23V21L121 22V21L118 20V19H120V18H117L116 20L114 19V21L119 22L118 25H117L118 27L116 28V26H113V29H111L112 24H111L110 26H108V25H109L110 23H113V22H114L113 19L111 20V18H114V16H112V15H115ZM122 13H123V14H122ZM131 13H132V14H131ZM134 13H135V14H134ZM149 13H150V14H149ZM194 13H196V12H194ZM199 13H196V14H199ZM208 13H209V14H208ZM215 13L217 14V17H215V16H216ZM218 13H219V15H218ZM226 13H228V14L230 15V17H231V16H233V17H231V18L229 17V18H228V17L226 16ZM231 13H232V15H231ZM248 13H249V14H248ZM251 13H252V15H251ZM263 13H264V12H263ZM1 14H2V15H1ZM8 14H9V15H8ZM10 14L12 15L11 18H10ZM15 14H18V15L21 14V15H23V18H25V19H23V21H22V20H21V19H22V16L20 15V16H19L20 19H19V17H18L17 15H15ZM39 14H40L41 16H39ZM62 14H63V15H62ZM64 14H65L66 16H64ZM107 14H108V15H107ZM156 14H157V15H156ZM160 14L162 15V11H161ZM203 14H205V16H204ZM213 14H214V15H213ZM240 14H241V15H240ZM5 15H6V16H5ZM29 15H30V16H29ZM60 15H61V16H64V17L62 18L63 21H62L61 19H59L58 16H60ZM109 15L112 16V17L110 18V20L108 19V18L110 17ZM127 15H129V16L127 17ZM146 15H147V16H146ZM207 15H208V16L211 15V16H210L211 18L208 17ZM221 15H222V16H221ZM229 15H228V16H229ZM248 15H249V16H248ZM253 15H255V16L253 17ZM24 16H25V17H24ZM26 16H27V17H26ZM28 16H29V17H28ZM77 16H78V17L80 16V17H79L80 19H79ZM107 16H108V17H107ZM122 16H123V17H122ZM138 16H139V17H138ZM142 16H143V17H142ZM191 16H190V17H191ZM218 16H221V17H218ZM251 16H252L253 18H251ZM257 16H258V17H257ZM263 16H262V17H263ZM2 17H3L4 20L2 19ZM6 17H7V19H6ZM8 17L10 18V20H9ZM12 17H17V18H13V19H12ZM35 17H36V18H35ZM37 17H38V18H37ZM44 17L47 18V20H45V21H46V24L51 25V23H52V25H54V23H55L56 28L59 27V26L62 27L63 30L61 29L60 32H58L59 29H60V27L57 28L58 30L55 28V30H56V32H57L56 37L59 36V38L57 37L59 40H60V37H61V41H62V38H63V39H64L63 42L57 40V38L55 37V33H54L55 30H54V27H51L52 25H51V26H48V25L44 24L45 21L41 20V19L44 18ZM57 17H58L59 20L57 19ZM124 17H126V18L124 19ZM129 17H130V18H129ZM199 17H200V16H199ZM207 17H208V18H207ZM225 17H226L227 19H226ZM256 17H257V19H256ZM26 18H27V19H26ZM30 18H31V19H30ZM49 18H50V19H49ZM122 18H123V19H122ZM135 18H136L137 21L135 20ZM139 18H140V19H139ZM148 18H149V19H148ZM150 18H151V19H150ZM158 18H159V19H158ZM254 18H255V19H254ZM14 19H17L16 22H14V21H15ZM18 19H19L20 21H18ZM32 19L35 20V22H33ZM36 19H38V20L40 19V21H38V20H36ZM87 19H89V20H91V21H89V20L87 21ZM128 19H130V20H132V21H130V20H128ZM138 19H139V20H138ZM146 19H147V20H146ZM157 19H158V20H157ZM207 19H208V20L210 19V22H211V21H213V23L215 22L214 24L212 23L213 26H212V24H211ZM212 19H213V20H212ZM215 19H216L218 22H216ZM224 19H225L226 21H225ZM230 19H232V20H231L232 22L229 21ZM253 19H254V20H253ZM262 19L264 20V17H263ZM11 20H12V21H11ZM24 20H25V21L28 20L27 22H31V21H32L31 23H33V24L30 25V23L28 24V23L25 22ZM48 20H50L51 22L48 21ZM57 20H58V21H57ZM75 20H76V22H75ZM93 20H94V22H92ZM99 20H102V21H100V22L103 23V24L101 23V25L105 26V25L107 24V26H105V27H108V30H109V31H108V30L105 31V29H107V28H104V27H103V29L100 28V26H98L99 23H97L96 26H94V24H91V23H95V21L98 22ZM104 20H105V21H104ZM133 20H134V21H133ZM151 20H153V21H151ZM162 20H163V19H162ZM206 20H207V21H206ZM214 20H215V21H214ZM220 20H222V21L224 22V24H226V26H223V25H222V26H223L222 30H219V29H221V26H220L221 21H220ZM227 20L229 21V24H231V25L228 26V24H227L228 21H227ZM263 20L260 21L262 24H264ZM2 21H3V22H2ZM6 21H7V22H6ZM21 21H22V22H21ZM42 21H43V23H41ZM56 21L59 22V23H61V25H58L59 23H57ZM103 21H104V22H103ZM107 21H108V22H107ZM109 21H110V22H109ZM138 21H139V22H138ZM154 21H157V24H156V22H155V24H154V23H153ZM200 21H201V22H200ZM219 21H220V22H219ZM8 22H9L10 24H9ZM11 22H12V23H11ZM17 22H18L19 25L21 24V26H19V25L17 24ZM87 22L90 24L91 27L89 26V24H88ZM105 22H106V24L104 25ZM117 22H115L113 25H116ZM120 22H121L122 24H124V25H122ZM129 22H131V26L129 25ZM159 22H161V23H159ZM204 22H205V23H206V22H207V23H210L211 26H212V27H211V26H210V27H211V28H214L215 31H214L213 29H210L211 31H208V30H209L208 27H209L210 24H207V23L204 24ZM223 22H222V24H223ZM226 22H227V23H226ZM230 22H231V23H230ZM25 23H26V24H25ZM38 23H40V25H38ZM56 23H57V24H56ZM152 23H153L154 25H153ZM158 23H159L160 25H162V23H163V24L165 25L166 28L164 27V25L161 26V27H163V28H159L160 26H158V25H159ZM219 23H220V24H219ZM261 23H260V25H261ZM11 24H13L14 26L12 25V26H13V27H12ZM15 24H16V26H15ZM35 24L37 25V27H38L39 29L42 28V30L39 31V30L36 29L37 27H33ZM41 24H43V25H41ZM62 24H63L65 27H64ZM119 24H121V25H119ZM133 24L136 25V26L134 27ZM148 24H149V25H148ZM203 24H204V26L206 27V28H205L206 30L203 28V27H204V26H202ZM217 24H218V25H217ZM256 24H257V23H256ZM258 24H259V23H258ZM23 25H24V26H23ZM25 25H27L26 28H25ZM44 25H45V27H46V26L50 27L51 30L48 29V27H46V28L44 29ZM57 25H58V26H57ZM82 25H83V26H82ZM84 25H85V27H84ZM99 25H100V24H99ZM143 25H144V27H143ZM151 25H152L153 29H151V28H152ZM214 25H215V27H214ZM216 25L218 26L219 29L217 28ZM28 26H29V27H28ZM39 26H40L41 28H40ZM69 26H71V28H70ZM88 26H89V27H88ZM97 26H98V28H99L100 30H104V31H101L100 33L97 32V34L95 33L96 36H94V35H93V32H96V31H93L92 28L94 27L93 29L95 30V28H97ZM120 26H121V27L123 26L122 29H123L125 26H126L127 28L125 27V29H123V31H121V29L119 28ZM145 26H146V27H145ZM156 26H157V28H156ZM207 26H208V27H207ZM7 27H8V28H13V29H6ZM16 27L19 28L20 30H19V29H16ZM22 27H24V30L21 29ZM63 27H64V28H63ZM66 27H67V28H70V31H69V29H67ZM86 27H87V29H85ZM101 27H102V26H101ZM114 27H115V28H114ZM131 27H133V29H131V31H132V30H133V31L131 32L130 29H129V31H130L129 33L131 34V35L129 34V35L131 36V38H130L129 35H127L128 33H127L126 31H127L128 28H131ZM139 27H140L141 29H140ZM148 27H149V28H148ZM196 27H197V28H196ZM226 27H228V29H226ZM4 28H5V29H4ZM33 28H34V30H35V29H36V30L33 31V30H32ZM52 28H53V29H52ZM88 28H89V30H88ZM90 28H91V30H92L91 32H90ZM154 28H155V29H154ZM158 28H159L158 31H159L160 33H159V32H156V30H157ZM199 28H200V29H199ZM15 29H16V31H17L18 33L15 31ZM30 29H31V30H30ZM43 29H44L45 31H46V30H47V31L49 30V31L51 32V34H50V32H46V33H45V31H43ZM64 29H65V30H64ZM66 29H67V31H66ZM114 29H115V30L118 29V30L115 31V32H113ZM136 29H137V30H136ZM150 29H151V31H152V30H153V31L155 30L154 32H151V34H152V33H155V36H154L153 34H152V35L150 34ZM163 29H164V30H163ZM165 29H166V31H167L166 33H167L168 35L165 33ZM207 29H208V30H207ZM216 29H217L218 31H220V32H219V33H220L219 36H218L219 33H218V31H216ZM6 30H7V31H8V30H9V31L12 30V34L14 35V36H13V39L10 38V39H8V41H7L6 38H7V37L9 38V37H10L9 35H11V37H12V34L9 33V31L7 32ZM27 30L30 31V32H28ZM53 30H54V31H53ZM71 30H72V31H71ZM73 30H74V31H73ZM84 30H85V31H84ZM97 30H98V29H97ZM100 30H99V31H100ZM124 30H125V31H124ZM135 30H136V31L142 30V32L144 31L143 34L141 33V31H139V32L141 33V35H145V34H146V36H147V40H146L147 43H149V42L151 43V44L149 43V44H148L149 46H148V45L146 44V42H142V44H143L144 47H145L144 50H142L144 47L142 46L141 41H140V40H142V39H144V38H142L143 36L140 35L141 38H142V39H140V37H139V34H140V33H139V32H135ZM145 30H146V31H145ZM203 30H204V31H203ZM212 30H213V32H212ZM223 30H224V31H223ZM3 31H4V32H3ZM5 31H6L7 34L5 33ZM20 31H21V33H19ZM26 31H27V32H26ZM31 31H32V33H33V32H35V33L32 34ZM36 31L40 32L41 34H39V33L36 34V33H37ZM41 31H42V32H41ZM63 31H64L65 33H64ZM75 31H76V34H77V35L75 34ZM77 31H79L81 34L78 33ZM119 31H120V32H119ZM148 31H149V33H147ZM225 31H226V33H225ZM10 32H11V31H10ZM14 32H15V34H14ZM23 32L26 34V38L24 37L25 34H24ZM66 32H69V33L72 32V33L69 34V36H68ZM85 32H86V33H85ZM105 32H109L108 35H107V33H106V34H103V33H105ZM116 32H117V33H116ZM145 32H146V33H145ZM189 32H190V31H189ZM204 32H205V33H204ZM206 32H207L208 35H211V36H208V35L206 34ZM214 32L216 33L217 36L215 35ZM4 33H5L6 35H5ZM27 33H28V34H27ZM29 33H30V34H29ZM58 33H59L60 35H59ZM61 33H63L62 36H61ZM84 33L86 34V36L88 35V36H87V37L89 38L88 40H86V39H87V38H85L86 36H83V35H85ZM87 33H88V34H87ZM89 33H90V34H89ZM98 33H99V34H98ZM126 33H127V34H126ZM138 33H139V34H138ZM144 33H145V34H144ZM156 33H157V35H158V38L156 37V36H157ZM187 33H188V34H187ZM209 33H211V34H209ZM212 33H214V34H212ZM17 34H18V36H17ZM19 34H20V35H19ZM23 34H24V35H23ZM34 34H35V35H34ZM42 34H44V35H42ZM46 34H47V35H46ZM49 34H50V36H49ZM64 34L67 35V36L65 37ZM78 34H79L80 36H78ZM100 34H101V35L103 34V35L101 36ZM133 34H134V35H133ZM189 34H190V36H193L191 39H190V37H189ZM202 34H203V35H202ZM224 34H226V35H225L226 38H228V36H229V38H228V39H223L224 37H222V35L224 36ZM4 35H5V36H4ZM22 35H23V36H22ZM29 35H30L31 37H35V38L31 39V38L29 37ZM36 35H37V36H36ZM41 35H42L43 38L41 37ZM52 35H54V36L51 37ZM70 35H71V36H70ZM91 35H93V37H95V39L93 38L94 40H92V41L90 40V39H92V37H90ZM98 35H99V36H98ZM112 35H113V36L110 38L111 40L113 39V37H114V38H117V36H118V35H115V36H114V34H112ZM135 35H136V38L133 37V36H135ZM137 35H138V36H137ZM150 35L152 36V38H151ZM166 35H167V36H166ZM213 35H214V36H213ZM227 35H228V36H227ZM20 36L23 37L24 40L26 39L24 43H23L24 40L21 42L22 38H21ZM47 36H48L49 38H48ZM63 36H64L65 38H64ZM103 36H104L106 39H105ZM127 36H128V37H127ZM146 36H145V39H146ZM159 36L161 37L162 40L160 39ZM169 36H170V37H169ZM203 36H204V37H203ZM212 36H213L214 38H213ZM230 36H231V37L233 36V37L230 38ZM17 37H18V38H17ZM27 37H28V38H27ZM39 37H40V39L42 38L41 40H44V42L42 41L43 43L41 42L43 45H45V44H44L45 42H46V44H48V46L45 45V49H43L44 47L42 46V44L40 45V43H38V42L41 41V40H39ZM45 37H46L47 39H45ZM70 37H75V40H74V38H72V39H70V40L67 39V38H70ZM76 37L79 38V39H80V37H82V39L76 41V39H77ZM98 37H99V39H98ZM137 37H138V38H137ZM155 37H156L157 39H156ZM188 37H189V39H188ZM197 37H198V38H197ZM199 37H200V39H199ZM201 37H202L203 39H202ZM207 37H209V38H207ZM215 37H217V38H215ZM16 38H17L18 40H20V41L18 42V40H17ZM53 38H54L55 40H54ZM83 38H85V39H84L85 41H83ZM101 38H102V39H101ZM118 38L116 39V42H117V40L119 41ZM126 38H127L128 42H126ZM132 38H134V39H132ZM154 38H155V39H154ZM166 38H167V39H166ZM169 38H170L171 40H170ZM205 38H207V39L205 40ZM210 38H213V39H210ZM15 39H16V40H15ZM28 39H29V40H28ZM30 39H31V40H30ZM49 39H50V40H54L55 42L53 43V41H50ZM129 39H130V41H129ZM135 39H136V40L138 39V41L136 42ZM148 39H152V40L150 41V40H148ZM172 39H173V41H172ZM186 39H188V41H187ZM196 39H197L198 41L195 42ZM218 39H219V40H218ZM221 39H222V40H221ZM4 40H5V43H6L5 45H4ZM13 40H14V41H13ZM27 40H28V41H27ZM36 40H37V43H36ZM45 40H46V41H45ZM48 40H49V43H50V42L52 43V45H50L51 43H50V44L48 43ZM56 40H57V41H56ZM67 40H68V42H67ZM73 40H74V41H73ZM89 40H90L91 42H90ZM113 40H114V39H113ZM131 40H132V41H131ZM157 40L160 41V43H158ZM164 40H165L166 42H165ZM169 40H170V41H169ZM178 40H180V42H178ZM191 40H192V41H191ZM207 40H208L209 42H208ZM214 40H215V41H214ZM216 40H217V41H216ZM223 40L226 41V42L224 41V42H225L224 45L221 44V43H223V42H222ZM227 40H228V41L230 40V42L227 43ZM237 40L240 41L239 39H237ZM58 41H59V42H58ZM70 41L72 42V44H70ZM75 41H76L77 43H76ZM81 41H82V43H81ZM93 41H94V42H93ZM120 41H119V42H120ZM133 41H134V42H133ZM148 41H149V42H148ZM155 41H157V43L160 44V46H161V45L163 46V48H164L163 50L166 49V50H165V51H166L165 53H164V51H162V50H158V49H157V47H158L157 45H158V44H157ZM167 41H168V45H166V44H167ZM189 41H190V42H189ZM202 41H204V42H202ZM205 41H207L208 43L205 42ZM212 41H214L215 43H213ZM219 41H221V42H219ZM235 41H236V42H235ZM20 42H21V43H20ZM26 42H27V43H26ZM30 42H31V44L34 46V49L37 47L35 50L32 48V51H35V52H33V53L38 54V55H37L38 57H39V55H40V57H41V51L39 50L40 54H39V52L37 51V50H38V45L42 46L41 48H40V46H39V49L42 50V54H43L44 52H45V53L43 54L44 56H45L46 54H47V55L49 54L48 59L45 58L47 61H45V60H43V61H42V60H38L40 57H39L38 59L35 58L36 55L33 54V53L31 52V49L28 48V46L30 45V44H29ZM60 42H61V43H65V42H67L66 44L69 43L68 45H69L70 47H72V48L69 49V48H70L69 46H66V44H61ZM78 42H79V43H78ZM83 42H84V43H83ZM85 42L88 44V46L86 45ZM88 42H89V43H88ZM95 42H96V43H95ZM103 42H104V43H103ZM121 42H120V44H121ZM132 42H133V43H132ZM152 42H153V44H154L156 47L152 44ZM162 42L165 43V47H164V45H163ZM170 42H171V43H170ZM197 42L200 43V44H197ZM216 42H218V43H216ZM17 43H19V45H17ZM25 43H26V44H25ZM33 43H34V44H33ZM92 43H95V45H94V44L92 45ZM102 43L105 45V46L103 45V48L100 46ZM135 43H136V44H135ZM202 43L204 44L203 46H202ZM205 43H206L208 46H207ZM210 43H211L213 46H212ZM9 44H7V49H8V45H9ZM23 44H24V46L28 45L26 50H25L26 47H24ZM53 44H57V45L59 44V45L62 46V48H59V47H61V46H59V45H58V48H56L57 46L55 45V47H54ZM75 44H76V45L79 44V45L77 46V49H76V45H75ZM82 44H84L83 46H85V47L83 48V50L81 49L82 47H80V46H82ZM89 44H90V45H89ZM99 44H100V45H99ZM118 44H119V43H118ZM139 44H140V46L142 47V48L140 49V50H142V52H140V50H136V49H135V48H137V49L140 48ZM196 44H197V45H196ZM216 44H217V45H216ZM219 44L221 45V47H220V52H217L218 49H219V46H220ZM229 44H230V45H229ZM32 45H31V47H33ZM49 45H50V46H49ZM63 45H64L65 47H67V48H64ZM98 45H99V46H98ZM146 45H147V48H146ZM150 45H151V46H150ZM194 45H195V46H194ZM200 45H201V49H200ZM205 45H206L207 48H205ZM210 45H211V46H210ZM215 45H216V46H215ZM218 45H219V46H218ZM225 45H226V48L224 47ZM227 45L230 46L229 49H228V51L230 50L231 52H230V51L228 52V51L226 50L227 47H228ZM232 45H233V46H232ZM238 45H240L241 49H243V50L245 49V51H242V50L239 51L238 49H240V47H239ZM46 46H47V47H51V46H52V47L54 48V49H52V47H51V49H52L53 51H52L50 48H47ZM74 46H75V47H74ZM86 46H87V48L89 47L88 49H89L90 51H91V48H90V47L92 46L93 49H92V53L90 52L91 54L89 53V50L86 48ZM96 46H97L98 48L101 47L100 50H98V48H97ZM152 46H153V47H152ZM12 47H11V48H12ZM17 47H16V48H17ZM23 47H24V48H23ZM29 47H30V46H29ZM68 47H69V48H68ZM94 47H96L97 49L94 48ZM119 47H120V46H119ZM128 47H130V49H131V47H132V51H129V52H131V53H134V52H135V55H136V54H137V55H140V58H141V59L139 58L140 60L136 57L137 60H139V61L142 62V63L139 62V63H140V65L138 64L139 66L136 64V63H138V62H136L137 60H136V61H135V60H132V58H133V59H136V58H134L135 56H134V55H131V53H129V52H126V51L128 50V49H127ZM148 47H149V48H148ZM183 47H184V48H183ZM191 47H192V48H191ZM203 47H204V48H203ZM211 47H212V48H211ZM254 47H255V49H254ZM260 47H261V49H260ZM262 47H263V48H262ZM16 48L13 47V48H12L13 51H11V50H7V49H6L5 51H7L8 54H9L10 56L15 57L14 54L17 52V49H16ZM22 48H23V49H22ZM46 48H47V49H46ZM74 48H75V49H74ZM78 48H80V49H78ZM124 48H126V50H125ZM133 48H134V49H133ZM150 48H154V49L151 50ZM158 48H159V47H158ZM160 48H161V47H160ZM188 48H189V49H188ZM216 48H217V49H216ZM236 48H237V49H236ZM9 49H10V48H9ZM28 49H29L30 51H29ZM48 49H49V50H48ZM55 49H56V50H55ZM58 49H59V50H58ZM60 49H61V52H60ZM67 49H68L69 51H68ZM84 49H85V51H84ZM94 49H95V52L93 51ZM148 49H149V50H148ZM161 49H162V48H161ZM184 49H185V50H184ZM193 49H194V50H193ZM223 49L225 50V52L223 51ZM14 50H16L15 53H14ZM24 50H25V51H24ZM44 50H45V51H44ZM62 50H63V51H62ZM70 50H71V51H70ZM87 50H88V52H87ZM121 50L125 51V53H123L122 56H119L120 54H122V51H121ZM134 50H135V51H134ZM153 50H154V51H153ZM167 50H168L169 52H167ZM221 50H222V51H221ZM9 51H10L11 53H9ZM28 51H29V52H28ZM43 51H44V52H43ZM48 51H49V52H52V53H49ZM54 51H56V52H54ZM57 51H58V52H57ZM72 51H73V52H72ZM80 51H81V52H80ZM82 51H83V53H82ZM96 51H97V52H96ZM105 51H106V50H105ZM105 51H103V52H105ZM133 51H134V52H133ZM136 51H137V53H136ZM146 51H147L148 53H149V51H151V52L148 54ZM157 51H158V52H157ZM207 51H208V52H207ZM226 51H227V52H226ZM262 51H263V53H262ZM12 52H13L14 54H13ZM25 52H26V53H25ZM27 52H28L31 56L28 55ZM30 52H31V53H30ZM53 52H54V54H53ZM59 52H60V53H59ZM62 52H63V53H62ZM69 52H70V53L72 52V54H69ZM145 52H146V53H145ZM159 52H160V53H159ZM161 52H163V55H162ZM184 52H185V53H184ZM239 52H240V53H239ZM57 53L59 54V56H58V57H55V56H57V55H56ZM79 53H82L83 55H82V54H79ZM93 53H94L95 56L93 55ZM98 53H99V54H98ZM126 53H127V54L129 53V54H128V55H129L128 57H127V54H126ZM140 53H141V54H140ZM142 53L144 54V56H143ZM157 53H158V54H157ZM167 53H169L170 55H166V56H165V54H167ZM226 53H228V54H226ZM229 53H230V54H229ZM237 53H238V54H237ZM12 54H13L14 56H13ZM52 54L55 55V56H53V58L51 57ZM97 54H98L99 56H101V57L97 56ZM107 54H108V53L106 52L105 55H107ZM145 54H146V55L148 54L147 57H145V56H146ZM160 54H161V55H160ZM181 54H182V55H181ZM195 54H196V55H195ZM198 54H199V55H198ZM202 54H203V55H202ZM217 54H218V55H217ZM244 54H242V57H244L245 55H248V54H245V55H244ZM255 54H257V55H255ZM261 54H262V55H261ZM18 55H19V56L16 55L17 58H14V60H15V59H18V60L20 61V59H19L18 57L21 58V55H20L19 53H18ZM33 55H34V56H33ZM47 55H46L45 57H47ZM50 55H51V56H50ZM85 55H86V56H85ZM91 55L93 56V58H92ZM103 55H104V54H103ZM110 55H111V54H110ZM110 55H108V56H106V57L108 58ZM149 55H151V57H150L151 60H150V59L147 60V58L149 57ZM158 55H159V56H158ZM173 55H172V56H173ZM190 55H191V56H190ZM228 55H229V56H228ZM231 55H232V56H231ZM237 55H238V56H237ZM243 55H244V56H243ZM29 56H30V57H29ZM32 56L34 57V59H35L36 61L33 60V57H32ZM44 56H43V59H44ZM79 56H81V57H79ZM82 56H84V57H82ZM89 56L92 58L91 60H90V57H89ZM114 56H115V55H114ZM114 56H113V58H114ZM130 56H131V57L133 56V57L131 58ZM161 56H162V57H161ZM163 56H165V57H163ZM248 56H249V55H248ZM12 57H11V58H12ZM54 57H55L56 59H54ZM75 57H78V58L75 59ZM88 57H89V59H88ZM96 57H97V58H96ZM106 57L103 56V58H105L106 60L102 58V59L106 62L105 69H109V68H110V70H111V69L113 70L114 66L112 65L113 67L111 68V67H110L111 65H108L110 62L107 61L109 58L107 59ZM110 57H111V56H110ZM129 57H130V59L127 60ZM154 57H155V58H154ZM158 57H159V58H158ZM169 57H170V58H169ZM186 57H187V58H186ZM188 57H189V58H188ZM230 57H231V58H230ZM246 57H247V56H246ZM246 57H245V58H246ZM51 58H52V60H51ZM58 58H59V59H58ZM79 58H80V59H79ZM126 58H127V59H126ZM143 58H145L144 61H143ZM152 58H153L154 60H153ZM156 58H158V59H156ZM160 58H161V59H160ZM172 58H173V57H172ZM174 58H173V59H174ZM247 58H248V57H247ZM40 59H42V58H40ZM84 59H85V60H84ZM162 59H163L164 62H163V61H160V60H162ZM191 59H192V60H191ZM196 59H198V60H196ZM12 60H13V59H12ZM21 60H22V59H21ZM48 60L51 61V64H52L53 61L56 62V60H58V61H57L58 66H59V67L61 66V67L58 68L57 64L54 63V62H53V64H56V65H53V64H52V65H53V66H52L51 64H49V61H48ZM80 60H81L82 63L80 62ZM109 60L111 61V63H112L113 61H115L114 59H109ZM152 60H153V62H152ZM157 60H159V61H157ZM231 60H232V59H231ZM19 61H16V60H15V61H14V62H15L14 64L16 65V62H19ZM22 61H23V60H22ZM22 61H20V62H22ZM38 61H39V62H41V61H42V62H47L48 64H46V66H45V64H43V63L41 64V63H39ZM59 61L62 62V63H59ZM89 61H90L91 63H89ZM131 61H132V62H133V61L135 62V63H133V65H134V64L136 65V66H134V68H133V65H132V62H131ZM145 61H147V62L149 61V63H146ZM155 61H156V62H155ZM233 61H235V60H233ZM24 62H25V60H24ZM84 62H85V63H84ZM107 62H108V63H107ZM151 62H152L155 66L152 67L153 64L150 65ZM157 62H160V63H157ZM161 62H162V63H161ZM197 62H198V64H197ZM22 63H23V62H22ZM31 63H32V64H31ZM34 63H35V65H34ZM37 63H38V66L40 67V69H39L38 66L36 65ZM78 63H79V64H78ZM125 63H124V64H125ZM156 63H157V64H156ZM189 63H190V64H189ZM234 63H235V62H234ZM40 64H41V66H40ZM60 64H61V65H60ZM84 64H85V65H84ZM144 64H146V65H144ZM159 64L162 65V66H160ZM231 64H232V63H231ZM231 64H230V65H231ZM42 65L45 66V67L48 66V68H49V65H51V67H54V71H55V72L57 71L58 74H57V73H53L54 71L52 72V69H51V68H50L51 70L48 69L50 72H49V71L47 70V68H46L47 73H49L50 75H49V74H45L46 76L49 77L48 79H50V78H51L53 75H55V74H56V76H53L52 78H57V79H58V78H61V79H58L59 81L57 80L58 82H57L56 79H55L56 82H54V83H56V86H55L54 84H52L53 82H48V81H46V83H45V84H47V86L44 84V82H45V77H46V76L43 77V74L41 73V71H43V72H45V73H46V71L43 70V69H45V67L43 68ZM82 65H83V66H82ZM86 65H87V66H86ZM158 65H159V66H158ZM233 65H235V64H232V66H233ZM16 66H17V65H16ZM16 66H14V67H16ZM33 66H35L34 69H37V70H35V71L32 70V69H33V68H32ZM55 66H56V67H55ZM137 66H138V67H137ZM157 66H158V67H157ZM185 66H183V67H184L183 69H187ZM21 67H20V68H21ZM107 67H108V68H107ZM156 67H157L158 69H157ZM159 67H161L162 69H160ZM230 67H231V66H230ZM16 68H17V67H16ZM20 68H19V70H21ZM31 68H32V69H31ZM135 68L137 69L138 72H135V71H136ZM17 69H18V68H17ZM17 69H16V70H17ZM24 69H23V70H24ZM41 69H42V70H41ZM55 69H56V70H55ZM59 69H61V70L59 71ZM105 69L103 68V71H104V72H105ZM153 69L156 70L155 73H154V71H152ZM230 69H231V68H230ZM232 69H233V71H235V67L232 68ZM27 70H28V73H27ZM29 70L33 71V73H32V72H29ZM40 70H41V71H40ZM112 70H111V71H112ZM114 70H115V69H114ZM114 70H113V71H114ZM17 71H18V70H17ZM17 71H15V72H16V75H19L20 73L17 72ZM37 71H38V72H37ZM63 71H64V70H63ZM108 71H109V70H108ZM111 71H109V72H111ZM116 71H117V70H116ZM116 71H114V72H116ZM129 71H130V70H129ZM129 71H128L129 74L132 73V72H129ZM144 71H145V72H144ZM146 71L148 72L149 76H146V75H145V73H147ZM158 71H160V73H159ZM185 71H187V70H185ZM230 71H231V70H230ZM233 71H232V72H233ZM36 72H37V73H36ZM162 72H163V73H162ZM30 73H31V75H32V74L34 75V77H32L33 75H32V76L30 75V76L32 77V79L35 80V81H34V80H33V81L36 83V84H35L34 82H31L32 79H31V77H29V78L31 79V80H30V82H31L30 85H31V84L33 85V83H34V85H33L32 87H29V84H28V83H29V81H28V80H29V78H28V74H30ZM39 73H41V74H39ZM52 73H53V75H52ZM61 73H62V74H61ZM134 73H133L132 75H134ZM157 73L160 74L159 77L156 75ZM22 74H24V72L22 73V71H21V75H19V76L22 77ZM36 74H37L38 76H37ZM81 74H80V76H82ZM63 75H64V76H63ZM103 75H104V74H103ZM132 75H131V74L128 75V78H129V76L132 77ZM239 75L241 76V74H239ZM40 76H42V77H40ZM50 76H51V77H50ZM57 76H58V77H57ZM59 76H60V77H59ZM62 76H63V78H62ZM242 76H243V75H242ZM35 77H36V79H35ZM39 77H40V79L42 78L41 80L44 79V81H43V82L40 81ZM162 77H163V76H162ZM37 78H38L39 80H38ZM52 78H51V79H52ZM163 78H164V77H163ZM21 79H22V78H21ZM24 79H23V80H24ZM46 79H47V77H46ZM48 79H47V80H48ZM147 79H148V80H147ZM149 79H150V80H149ZM159 79H160V80H159ZM238 79H242V77H241V78L239 77ZM37 80L40 81V82H36ZM61 80H62V82H61ZM143 80H144V82H145V81H147V82L149 81V82H148V85H147L146 82H145L146 84H143V83L141 82V81H143ZM243 80H244V79H242V81H243ZM49 81H51V80H49ZM52 81H53V80H52ZM94 81H95V82H94ZM139 81H140V82H139ZM159 81H160L161 83H159ZM242 81H241V82H242ZM244 81H245V80H244ZM244 81H243V84H242V83H240V84L244 85V87H245ZM59 82L62 83V85H61ZM156 82H157V83H156ZM217 82H218V81H217V79H216V83H217ZM24 83H25V81H24ZM37 83H38V84H37ZM50 83H51V84H50ZM57 83H59L58 87H57ZM94 83H95V84H94ZM137 83H139V84H137ZM141 83H142V84H141ZM164 83H166L167 86H165ZM43 84H44V85H43ZM49 84H50V87L47 88ZM82 84L85 85V86H83ZM42 85H43V86H42ZM51 85H54V88L56 87L55 89H57V88H61V87L64 85V87H65L68 91H67L66 89H63V88H64V87H63V88L60 89V91H59V89H58L59 92H57V90L53 89V87H52ZM80 85H81V86H80ZM87 85H88V86H87ZM92 85H93V87H92ZM96 85H97V86H96ZM143 85H144V86H143ZM152 85H153V84H152ZM156 85H158V86L156 87ZM160 85L165 86V88L163 87V91H164V92H161L162 90L159 91V88L161 89V87H162V86H160ZM238 85H239V81H238ZM242 85H241V86H242ZM39 86H37V87H39ZM45 86H46V87H45ZM59 86H60V87H59ZM82 86H83V87H82ZM86 86H87V87H86ZM94 86H95V87H94ZM159 86H160V87H159ZM239 86H240V85H239ZM34 87H35V86H34ZM51 87H52V88H51ZM79 87H81L82 89H80ZM91 87H92V88H91ZM97 87H98V88H97ZM149 87H148V88H149ZM158 87H159V88H158ZM244 87H241V88H244ZM35 88H36V87H35ZM35 88H33V89H34V92H35ZM45 88H46V89H45ZM50 88H51L52 90H54V92H53ZM86 88H87V89H86ZM25 89H24V90H25ZM33 89H31L32 94L34 93V92H33ZM49 89H50V91H52V92H50ZM83 89H86V91L83 90ZM96 89H97V90H96ZM98 89L101 90V91H99ZM45 90H46V91L48 90L50 93H48V91L46 92ZM62 90H63V91H62ZM90 90H91V91H90ZM144 90H145V91H144ZM148 90H149V93L147 94L146 92H147ZM44 91H45V95H44ZM61 91H62V92H61ZM88 91H89V92H88ZM92 91H93V93H92ZM157 91H159V92H161V93L158 94ZM63 92H64L65 94L62 95ZM66 92H67L69 95H68ZM97 92H98V93H97ZM136 92L138 93V95L136 94ZM144 92H145V96H144ZM42 93H43V94H42ZM59 93H61L62 96H60ZM83 93H84V94H83ZM86 93H87V94H86ZM100 93H102V95H101ZM214 93H215V94H214ZM214 93H212L210 96L212 97L213 101L215 102V101L218 100V99L215 98V100H214V97H213V96H214V95H217V97H218V96H219V93H218V92H214ZM91 94H93V96H91ZM139 94H140V95H139ZM213 94H214V95H213ZM33 95H34V94H33ZM39 95H40V97H39ZM42 95H44L45 98H48V99H45L46 101L43 100V101L46 102V103L41 102V101H42L41 99L44 98ZM58 95H59V96H58ZM65 95H66V96H65ZM82 95H83V97L86 95V97H84L85 100H83L84 98L82 97ZM103 95H104V96H103ZM41 96H42V98H41ZM64 96H65V98H64ZM96 96H97V98H96ZM101 96H102V98H101ZM142 96H143V97H142ZM62 97H63L64 100H65V102L63 103L64 105L61 104L62 101H64ZM93 97H94V98H93ZM106 97H107V98H106ZM134 97H135V98H134ZM215 97H216V96H215ZM38 98H35V100L37 99L36 101H38V100H39ZM54 98H55L56 102H57V100H58V102H57V106H59L60 104H61L60 106H62V108H61L60 106L57 107V106L55 105V107H57L58 110L61 111V110L63 109V112L61 111V112H62V113H61L62 115L60 114V111H58V110L54 107V104L56 103L55 100L53 101ZM61 98H62V100H61V103H60L59 100H60ZM88 98H89V99H88ZM160 98H161V97H160ZM218 98H219V97H218ZM95 99H96V100H95ZM106 99H108V100H106ZM116 99H117V98H116ZM126 99H127V100H126ZM87 100H88V101H87ZM89 100H90L92 103H91V102L89 103ZM93 100L95 101L96 104H94V101H93ZM105 100H106L107 103H105ZM161 100H162V99H161ZM121 101H123V100H121ZM54 102H55V103H54ZM85 102H86V103H85ZM101 102H102V103H101ZM131 102H132V103H131ZM153 102H154L155 106L152 104ZM216 102H217V101H216ZM216 102H215V103H216ZM66 103H67V102H66ZM98 103H99V104H98ZM128 103H129V106L131 107V109H127V107H129V106H128ZM130 103H131L132 105H130ZM140 103H142V106L144 105V107H142V106L140 107V106H139V107H137V108H138V109H137L136 106H135L134 104L139 105ZM146 103H148V105H147ZM52 104H53V105H52ZM58 104H59V105H58ZM78 104H79V105H78ZM82 104H83V105H82ZM92 104H93L94 106H92ZM103 104H104V105H103ZM122 104H123V105H126V106H122ZM145 104H146V105H145ZM162 104H163V103H162ZM36 105H38V102L36 103ZM88 105H89L91 108H90ZM99 105H100V107H99ZM119 105H120V106H119ZM133 105H134V106H133ZM140 105H141V104H140ZM84 106H85V107H84ZM103 106H105V107L103 108ZM121 106H122V107H121ZM146 106H147V107H148V106H152V107L154 106V107H153V108H152V107H151V108L148 107L149 109H147ZM86 107H88V108H86ZM93 107H94L95 109H93ZM101 107L103 108V111L105 110V108H106L107 111H106V110H105L104 112L101 111V112H99L100 114H98L97 111H98ZM124 107H125V108H124ZM133 107H134L135 110L137 109L138 111H135V110L133 109ZM52 108H54V109H53L54 111L57 110V111H55V114L51 113V112H52V111H51ZM59 108H60V109H59ZM121 108H122V109H121ZM139 108H142V109H139ZM143 108H146V111L149 110V112H150L151 110H154V111H153V113H152V111H151L150 113H152V114H150L148 111H147L148 113H147L146 111L144 112ZM37 109H36V110H37ZM86 109H87V110H86ZM91 109H93V111H92ZM120 109H121L122 111H123V109H124V111L122 112ZM150 109H151V110H150ZM64 110H65L66 112H64ZM90 110H91V111H90ZM95 110H97V111H95ZM101 110H102V109H101ZM126 110H127V111H126ZM128 110H129V112H128ZM132 110H133L134 112H133ZM140 110H142L143 112L140 111ZM83 111H84V112H83ZM94 111H95L97 114H96ZM99 111H100V110H99ZM120 111H121V113H124V112L127 113V112H128L129 116H128V114H126V115H125V114H124V115H123V114H120ZM130 111H131V112H130ZM139 111H140V113H139ZM57 112H58L59 114H58ZM88 112H90V114H89ZM137 112H138L139 114H138ZM155 112H156V113H155ZM65 113H66L67 117H66ZM135 113L137 114V116L140 115V114L142 113V115L138 116L139 118L141 117V119H142V120L140 119L141 121H139V118H137V116L135 115ZM46 114H48V115L46 116ZM50 114H52L51 117H53L54 119L56 118V119H55L56 121L58 120V121H57L58 123H56L57 125L60 124V123H61V124H62V123H65V122H66V123H65V124H62V125H58V126H59V127H58L57 125L54 124V122H53L54 120H53L51 117H49ZM56 114H57V116H58L59 118L54 116V115H56ZM79 114H78V115H79ZM82 114H85V115H82ZM93 114H94V115H93ZM119 114H120V117H121V115H122V117H121L122 119H123V117L125 118V120L128 118L127 121L130 119L129 121H131V122H132L131 118L134 119V116H136V118H137V119L135 118L136 122H132V123H130V122L128 121V122H129V125H130V124H132V125H131V128H129V130H127V132L125 131V129H128V126H127L128 124L125 123V122H127V121H125V120L123 119V122H122V119H121V118L117 120V118H119ZM144 114H148V115H150L151 117L148 116V115H145V116H144ZM64 115H65V116H64ZM86 115L88 116V118L86 117ZM89 115H90V118H89ZM97 115H98V116H97ZM100 115H101L102 118L104 119V122H105V123L107 122L105 119H106V118L108 119L109 116H110V117H109V120H110V118H111V120L113 119L114 122L112 121V122H113V123H112L111 121L108 120V122H107L108 124L106 125V124L102 121L103 119H101V116H100ZM154 115H155L156 118H154ZM94 116H97L98 118H97V117H94ZM99 116H100V117H99ZM103 116H105V118H104ZM111 116H112L113 118H112ZM114 116H115V118H116V117H117V118L114 119ZM126 116H128V117H126ZM43 117H42V118H43ZM48 117L50 118V120L48 119ZM64 117H66V118H64ZM92 117H94V118H92ZM130 117H131V118H130ZM148 117H149V118H148ZM152 117H153V118H152ZM38 118H37V122L39 121ZM60 118H61V119H60ZM91 118H92L93 121L91 120ZM95 118H96V119H95ZM143 118H144V119L146 118V119L143 120ZM147 118H148V120H147ZM59 119L62 120V121L59 122ZM67 119H68V122H67ZM156 119H158L159 121L156 120ZM40 120H41V124L44 125V124L46 123L45 118L43 119V121H42V119H40ZM48 120H49L51 123L53 122L54 125H52L50 122H48ZM52 120H53V121H52ZM64 120H65V121H64ZM86 120H87V121H86ZM89 120H90V124H88V123H89ZM94 120H95L96 122H95ZM119 120H121V121L119 122ZM135 120H133V121H135ZM91 121H92V122H91ZM98 121H100V122L102 121V124L104 125V128H103V126H102L101 123H100V124L98 123ZM115 121H116V122L118 121V122L116 123ZM137 121H138V123H140V122H141V123H145V122H142V121H146L147 125H145L146 123L143 124V125L146 126V128H148V130H147V129H144V128H143L144 126H143V127L140 126V124H141V123H140V124H138V127H139V128L137 127L138 129H137V128H136V129H137V131L140 129V131H141L142 134H138V133H140V132H139V131L137 132L136 129L134 128L135 125L137 124ZM147 121H148V122H147ZM151 121L154 122V123H152ZM155 121H156V122H159V123H156ZM43 122H45V123H43ZM79 122H81V123H79ZM84 122H86L85 125H83ZM121 122L124 124V126H123V124H122ZM91 123H92V124H91ZM94 123H95V124H94ZM110 123H111V124H110ZM150 123H151V124H150ZM38 124H39V123H38ZM66 124H68V125H66ZM79 124H82V126H81V125H80V126H81V128L84 127V128H83L84 130L80 128ZM115 124H116V125H115ZM117 124H118V125H117ZM152 124H153V125H152ZM43 125H41V127H40L41 130H42L43 128H44V129L47 128L46 124H45L44 127H42ZM87 125H88V126H87ZM90 125H92V126H90ZM98 125H99V126H98ZM110 125H111V126H110ZM112 125H113V126L115 125V126L113 127ZM119 125L122 126V127H120L121 129L119 128ZM154 125L157 126V127H155ZM56 126H57V127H56ZM85 126H86V127H85ZM96 126H97V127H96ZM101 126H102V128H101ZM106 126H107L108 128H110V127H111V128L107 130V129H106V128H107ZM109 126H110V127H109ZM125 126H126L127 128H126ZM132 126H134V127H132ZM150 126L153 127L152 131L150 130V129L152 128V127H150ZM64 127L67 128V129H65ZM98 127H99V128H98ZM115 127H118V128H115ZM158 127H159V129H157ZM59 128L62 129V130H63V128H64L65 137L63 136L64 134L62 135V133H64V132H62V130H59ZM100 128H101V129H100ZM122 128H123L124 130H123ZM132 128H134V129H132ZM141 128H143L142 130L145 132V134H146L147 136L143 133V131L141 130ZM154 128H155V129H154ZM118 129H120V130H118ZM156 129H157V130H156ZM41 130H40V131H41ZM49 130H50V131H49ZM55 130H57V131H56V134H54V132H53V131H55ZM106 130H107V132H106ZM111 130H112V131H111ZM114 130H115V131H114ZM131 130H132V131H131ZM149 130H150V131H149ZM155 130H156V131H155ZM46 131H45V130H42V134H43V135H44V134L47 135V132H46ZM60 131H61L62 133H60ZM119 131H122V132H119ZM133 131H135V132H134V136H133V134H132ZM146 131H147V132H146ZM43 132H44V133H43ZM52 132H53V134H52ZM66 132H67V133H66ZM111 132H114V134L118 132L120 135H119V134H115V135H116V139H115V136L113 137V136H112L113 133H111ZM124 132H126V134L130 135V136L132 137V139H135V138H138V139H135V140H133V142H132L131 139L129 138L130 136L127 137V135H125ZM151 132H152V133L154 132V133L159 134V135L156 137V135H155V134H151ZM157 132H158V133H157ZM71 133H72V135H71ZM77 133L80 135V133H79L78 131H76V133H74V134H75L78 138L81 136V139H82V138L84 139L83 135H80V136H79ZM106 133H108L109 137L111 136V137L109 138L111 141L108 140V135H106ZM109 133H110V134H109ZM129 133H130V134H129ZM147 133H150L151 136L154 135L155 138H154L153 136H152V137L149 136L150 134H147ZM57 134H59V136H61V137H59ZM60 134H61V135H60ZM67 134H68V135H67ZM121 134H122L123 136H122ZM45 135H44V136H45ZM48 135H47V138H48ZM52 135H53V136H52ZM54 135H55V136H54ZM56 135H57V138H55ZM117 135L120 137V139H119V137H118ZM135 135H136V136L138 135V136L135 137ZM139 135H140L141 138H142V139L140 138V140H142V142H141L142 145H139V143H140V140H139V137H140V136H139ZM142 135H143V136L145 135V138H147V139L151 137L150 140H148V142L150 141L151 144H152V140L155 141L156 138L158 139L159 144H160V141L163 142V145L161 144L162 147H161L160 150H159L160 152H159V153L156 152V155H158V154H159V155H158V156L155 155V158H154V154H155V153H151V151L154 152L155 149H153L154 147H152V146H154V145H156V144H153V145L151 146V145H150V142H149V143L147 142V139H146V140H143L144 138H143ZM62 136H63L64 138H63ZM94 136H95V137H94ZM100 136H101V138H99ZM121 136H122V137H121ZM148 136H149V137H148ZM85 137H87V136H85ZM124 137H125V138H124ZM133 137H135V138H133ZM98 138H99V139H98ZM127 138H129V139L126 140ZM152 138H154V139H152ZM83 139H82V140H83ZM97 139H98L100 142L97 143V142H96ZM102 139H103V140H102ZM104 139H105V140H104ZM114 139H115V140H114ZM121 139H122L124 142H122ZM151 139H152V140H151ZM157 139H156V141H157ZM159 139H160V140H159ZM84 140H85V139H84ZM106 140H107V141H106ZM116 140H117V141H116ZM118 140H120L123 144H124V143H125V144L123 145V144H122L120 141H118ZM129 140H130V141H129ZM108 141H109V143H110V142L113 143L114 146H113L111 143H110V144H109V143L106 144ZM115 141H116V143H119V142H120V144L117 145V144L115 143ZM127 141L130 142L129 144H131V143H134V144H132L131 146L128 147V142H127ZM134 141H136V142H134ZM137 141H139V142H137ZM143 142L147 145V147H146V145H145L146 148H148V144H149V148H150V146L152 147V148H150L149 151H150V153L153 155V157L151 156V154H148V152L146 151V148L143 147V149H140V150H139V148H138L137 146L139 145V147L141 146L140 148H142V146H144V145H143ZM146 142H147V143H146ZM158 142H155V143H158ZM162 142H161V143H162ZM99 143H100V144H99ZM101 143H102V144H101ZM135 143H136V146H135ZM94 144H95L96 146H95ZM98 144H99V145H98ZM104 144H105V145H104ZM115 144H116V145H115ZM101 145H102V146H103V145L106 146V148H104V146L102 147ZM107 145H108V146H107ZM120 145H122V147H123L122 150H124V147H125V151L128 152V154H127L128 156H127V155L125 156L126 153H125V154L123 153L124 156H125V157L123 158V157L121 156V154H122L121 152H122V151L118 152V151H119V148L121 149V146H120ZM126 145H127V146H126ZM99 146H100V147H99ZM110 146H111V147H110ZM112 146H113L114 148H113ZM115 146H117V150H118L117 152H118V153L115 152V150H116ZM133 146H134L136 149H135ZM108 147H109V148H108ZM126 147H128V148H126ZM130 147H132V148L130 149ZM159 147H160V146H159ZM165 147H166V146H165ZM165 147L163 148V150H164V149L166 150ZM100 148L103 150V153H102V150L98 152V150H100ZM110 148H111V149H110ZM112 148L114 149V151L112 150ZM137 148H138V151H137V153H135L136 150H137ZM149 148H148V149H149ZM155 148H156V147H155ZM128 149H129V151H128ZM133 149H134L135 152H131V151H133ZM144 149H145V150H144ZM148 149H147V150H148ZM152 149H153V150H152ZM158 149H159V148H156V150H158ZM105 150H107V151H105ZM110 150H111V151H110ZM130 150H131V151H130ZM104 151H105V152H104ZM109 152H110V154H108ZM112 152H113V153L115 152V153L113 154ZM123 152H124V151H123ZM104 153L106 154L107 157L111 155V156L109 157L110 160H108L109 158H106L105 156H103ZM111 153H112V154H111ZM133 153H134V154H133ZM139 153H140V156L138 155ZM144 153H145V154H144ZM102 154H103V155H102ZM107 154H108V155H107ZM116 154H119V157L121 156L120 159H119L118 155H117V158L115 159ZM123 154H122V155H123ZM135 154H136V156H135ZM161 154H162V155H161ZM101 155H102V157H100ZM112 155H113L114 157H113ZM132 155H133V156H132ZM148 155L151 156V157H149ZM160 155H161V156H160ZM138 156L141 158V160H142L143 158H144V159L141 161V160H139V157H138ZM142 156H143V158H142ZM147 156H148V157H147ZM126 157H128V158H126ZM131 157H132V160L130 159ZM134 157H135L137 160H136ZM137 157H138V158H137ZM101 158L104 159V160H105V158H106L107 161L105 160V162H102V159H101ZM121 158H123L124 160L121 159ZM125 158L128 159L129 162H127ZM145 158H146V159H145ZM147 158H148V159H147ZM150 158H152L153 160H151ZM113 159H114V161L116 160V163L119 161V164H118V163L116 164V163L113 161ZM117 159H118V160H117ZM155 159H157L156 161H159V162L154 161ZM94 160H95V162H94ZM104 160H103V161H104ZM120 160H121V161H122V160L124 161V163L122 162L121 166H120V162H121ZM145 160L147 161V163H146ZM160 160H161V159H160ZM162 160H163V158H162ZM97 161H98V162H97ZM112 161H113L115 164H114ZM134 161H135V162H134ZM140 161H141V162H140ZM149 161H150V162H153V161H154V162H153V163H150ZM107 162H108V163H107ZM131 162H132V164H130L131 166L129 167L128 164L131 163ZM133 162H134V164H135V163H138V162H139V163L136 164V165H134ZM144 162H145V163L147 164V166H149V167L145 166V163H144ZM148 162H149L151 165H149ZM88 163H89V164H88ZM97 163H98V164H97ZM104 163H107V167H109V165H110V167L112 166V164H110V163H113V165H115V166H119V167H117L119 172H118L117 170H114V171H115V172L117 171L116 174L119 175V176H120V174H121V176H120V177H121V178H120L121 181H120V179H119L118 181H116V182L113 184L114 179H115V178H113V177H115L116 174H115V175H109V174H112V173L114 174V172H112L111 169L113 170L114 168H112V167H115V166H112V167L110 168V171H111L112 173H109V172H110V171H109V168H108V172H107V167L105 166L106 164L104 165ZM127 163H128V164H127ZM87 164H88V165H87ZM125 164H126V166H125ZM143 164H144V165H143ZM152 164H153L154 166H153ZM155 164H156V166H155ZM86 165H87V166H86ZM98 165H99V166H98ZM122 165H123V167H122ZM127 165H128V166H127ZM139 165H140V166H143L144 168L141 167V169H139V168H140ZM135 166H136V167L138 166L137 169H138L140 172L137 171V169H136ZM150 166H151V167H150ZM157 166H158V167H157ZM80 167H81V168H80ZM95 167H97V168L95 169ZM98 167H99V169H98ZM101 167H103V169H104V167H105V170H106V171H104ZM120 167H121V168H120ZM124 167H125V168H124ZM126 167H127V168H126ZM131 167L133 168V169H132V171H134L133 173L130 172V171H131ZM152 167H155V169H157L158 172H157V170H155V169H154V171H153V168H152ZM156 167H157V168H156ZM159 167H160V168H159ZM100 168L102 169V173H101V176H102V177H101V178H103V179L99 178V177H100V174H98L99 177H98V180H97V177H96L97 175H96V174L99 173L97 170H101ZM128 168H130L129 171H127ZM142 168H143V172H142ZM151 168H152V169H151ZM83 169H84V170H83ZM115 169H116V167H115ZM123 169H124V170H123ZM125 169H126V170H125ZM148 169H151V170L148 171ZM122 170L125 171V174H123L124 172H122ZM82 171H80V176H81V177L83 176V175H82V174H83ZM87 171L89 172V169H86L85 172H87ZM126 171H127V174H128V175L126 174ZM136 171H137V173H136ZM145 171H148V173L145 172ZM161 171L164 172L163 174H164V175H167L168 177H167V176L165 177L163 174H162V176H161V173H160ZM94 172H96V173H94ZM104 172H105V173H104ZM106 172L109 173V174H107ZM121 172H122V173H121ZM129 172H130V174H129ZM141 172H142V173H141ZM150 172H153L154 174L157 172V173H156L157 175L155 174V176H154V174H153V173H150ZM103 173H104V175H105L106 180H105V178L103 177V176H104ZM118 173H119V174H118ZM145 173H146L147 175H148V174H151V175H148V176H147ZM166 173H167V174H166ZM122 174H123V175H122ZM132 174H133V176H131ZM139 174H140L141 176L146 175L148 178L146 179V177L144 176V177H142L143 180H141V179L139 178ZM143 174H144V175H143ZM158 174H159L160 176H159ZM86 175H84L83 177L86 178ZM136 175H137V178H138V179L136 178ZM88 176H87V178H88ZM106 176H108V177H106ZM110 176H111V177H110ZM119 176H116V180H117V178H119ZM134 176H135V177H134ZM158 176H159V178H158ZM163 176H164V177H163ZM170 176H171V177H170ZM122 177H123V180H125V178L127 177L126 180H128L129 182L126 181V180H125L124 182H126L127 184L131 182L130 184H131V185H135V186H134L135 188H134L133 186L130 187V185L128 184L129 187L132 188V190H131V189L129 190V187H127L128 189H125L126 186L123 185L124 183H123V181H122ZM133 177H134V178H133ZM154 177H155V178H154ZM128 178H129V179H128ZM130 178H131V179L133 178V179H132L133 181H134V179L136 178L137 181H134V182H133ZM144 178H145V179H144ZM167 178L169 179L168 181H167ZM108 179H110V182H112V185L109 183V180H108ZM111 179H113V180H111ZM152 179H153L154 181H153ZM170 179H171V181H170ZM144 180H145V182H144ZM163 180H164V181H163ZM165 180H166V182H165ZM106 181H107V182H106ZM138 181H139V183H140V182H141V183L139 184ZM142 181H143V182H142ZM151 181H152V182H151ZM161 181H162V182H161ZM231 181H232L233 184H234V182H236V181H233V180H231ZM154 182H156V183H157L156 185H157L158 187H160V188H158V187L155 185ZM167 182H169L168 185L166 184ZM225 182H226V181H224V184H225V185H229L228 187H230V184H232L230 181H227V183H225ZM228 182H230V184H229ZM108 183H109V184H108ZM116 183H118V184L120 183V184L118 185V186H120L119 188L117 187ZM122 183H123V184H122ZM135 183H136V184H135ZM158 183H159V184H158ZM161 183H162V184H161ZM97 184H100V183L98 182ZM104 184H103V185H104ZM150 184H152V185L154 184V185L151 186ZM163 184H164L165 187H166V185L168 186L167 189H168V188H170V189L173 188V190H171L172 192H170V189H168V190H169V191H168L164 186H161V185H163ZM170 184L172 185L171 187H170ZM233 184H232V185H233ZM235 184H236V183H235ZM95 185H96V184H95ZM114 185H116V186H114ZM232 185H231V186H232ZM106 186H102V188H105V189H106ZM123 186H125L124 189H122ZM136 186H137V187H136ZM141 186H142V188H140ZM155 186H156V187H155ZM234 186H235V185H233V187H234ZM238 186L240 187L241 185L238 184ZM238 186H237V187H238ZM94 187H96V186H94ZM112 187L115 188L116 190L114 191ZM150 187H151V188H150ZM153 187L156 188L155 191H154ZM161 187H162V188H161ZM233 187H230L231 191H232V188H233ZM239 187H238V188H239ZM136 188H137V189H136ZM234 188L236 189V191H239V190H237L238 188H236V186H235ZM111 189H112V190H111ZM117 189H119V190H117ZM140 189H141V191H139ZM235 189H233V192H236ZM239 189H240V188H239ZM121 190H122V192H120V193L117 192V191H121ZM125 190H128V191H129V192L127 191L128 194L126 193ZM136 190H137L139 193H136ZM152 190H153L155 193H154ZM156 190L159 191V192H157V194H156ZM160 190H161V191H160ZM163 190H164V191L166 190V191H165L166 193H165V192H162ZM241 190H242V186H241ZM91 191H92V193H91ZM110 191H111V192H110ZM123 191H124V192H123ZM89 192H90L91 194H90ZM143 192H144V191H143ZM146 192H145V193H146ZM150 192H152V193H150ZM123 193H125L126 195H124ZM168 193L170 194V196H169ZM171 193H172V194H171ZM93 194H95V192H94ZM138 194H139V195H138ZM110 195L113 196V197H110ZM164 195H163V196H164ZM83 196H85V195L83 194ZM171 196H172V197H171ZM170 197L172 198V200H171V199L169 200ZM104 198H105V199H104ZM159 198H160V199H159ZM164 198H165V199H164ZM88 199H89L91 205H90V203L88 204V202H89ZM125 199H126V201H125ZM83 200H87V202H85V201H84V202H85L86 204H88V205H85V203H83ZM102 200L105 202L104 204L102 203V202H103ZM153 200H150V201H153ZM92 201H93V202H92ZM98 202H100V200H98ZM171 202H172V203H171ZM173 202H174V203H173ZM96 203H97V202H96ZM113 203H115L116 205H121V206H120V207H119V206H116V205H114ZM127 203H128V204H127ZM161 203H162V201H161ZM165 203H166V204H165ZM83 204H84V205H83ZM124 204H126V205H124ZM153 204H154V202H153ZM155 204H156V203H155ZM82 205H83V207H82ZM94 205H97V204L94 203ZM94 205H93V206H94ZM99 205H98V206H99ZM127 205H128V207H127ZM160 205H162V204H160ZM169 205H167V206H169ZM85 206H87V207L84 208ZM93 206H92V208H96L95 206H94V207H93ZM122 206H124V207H122ZM113 207H114V208H113ZM117 207H119V208H117ZM125 207H126V210H124ZM88 208H89V209H88ZM115 208H116L117 211H116V210L113 211V209H115ZM130 208H131V209H130ZM134 208H135V209H134ZM97 209H98V208H97ZM119 209H121V210H119ZM129 209H130V211L133 209L134 212H133V210H132L131 212L128 213L127 210L129 211ZM100 210H101V213L99 212ZM123 210H124V211H123ZM138 210H139V209H138ZM102 211H104V213L107 212V211H110V212H108V214L105 213V216L111 214L112 217H111V216H110V217L112 218V220H111V218H110L109 216L105 217L104 214L102 213ZM118 211H121V214L118 213ZM114 212H115V214H116V212H117V214H116V215H117V218H118V217H122V215H123V217L127 220V221H126V222H127V230H126V228H124V230H121V233H119V231H120L119 229H120V228H118L119 226H116V224L118 223L117 220L119 221V218H118V219H115V218H116V215H114ZM123 212H124V213H123ZM132 212L134 213V215H133ZM130 213H131V214H130ZM97 214H98V216H97ZM118 214H120V216H119ZM125 214H128V216L125 215ZM124 215H125L126 217H125ZM91 216H92V218H91ZM102 216L105 217V218H108V219H109V220H107V222L111 220V221H110L111 224H109V222L107 223L108 225H106V224L104 225V224H103L106 228H110L112 225H115V226H112V227H113L112 230H114L115 227H116V229H115L114 231L111 230L112 234H114V237L111 235V233H108V234H107L108 230H110V229H108L107 231L105 230L106 233H104V235H102V234H103V231H101L100 234L97 232L98 230L100 231V228H99L100 224H101V226H102V223H104V222L106 223V219H105V218H102ZM113 216H114V217H113ZM129 216H130L131 218H128ZM132 216H135L136 218H135V217H132ZM123 217H122V218H123ZM124 218H123V220H124ZM103 219H105V221H104ZM114 220H116V221L114 222ZM133 221H134L136 224L133 223ZM116 222H117V223H116ZM112 223H113V224H112ZM138 223H139V222H138ZM128 224H129V225L131 224L130 227L128 226ZM133 224H134V225H133ZM118 225H120V223H118ZM138 226H137V227H138ZM96 227H97V229H98L97 231H96ZM156 227H157V226H156ZM94 228H95V229H94ZM106 228H105V229H106ZM117 228H118V229H117ZM130 228H131V229H130ZM135 228H136V229H135ZM102 229H104V228H101V230H102ZM160 229H161V230H160ZM130 230H132V231H130ZM137 230H138L139 232H138ZM95 231H96V232H95ZM117 231H118L119 234H118V233H115V232H117ZM129 231H130V233H129ZM134 231H135L137 234H136ZM159 231H160V232H159L160 234H163V233H164V232H163L164 230L162 231V228H159ZM109 232H110V231H109ZM124 232H125V233H124ZM126 232H127V233H126ZM154 232H156V230H155ZM157 232H158V231H157ZM101 233H102V234H101ZM138 233H139V234H138ZM98 234L101 235L102 237H103V236H104V237L106 236V237H105V238H104V237L102 238L101 236H98ZM117 234H118L119 236H118ZM120 234H121V235H120ZM122 234H125V235H122ZM134 234H135V236L137 235L136 238H134V237H135ZM154 234H155V235H154ZM154 234H153V236H154V238L156 239V238H157V235H159V234H156V233H154ZM107 235H108V236L110 235V236L108 237ZM116 235L118 236L117 239H119V237H120V239L123 238L121 241H120V239L118 240L119 243H116L117 241H114V240L116 239L115 237H117ZM132 235L134 236L133 238H132ZM97 236H98L99 238H98ZM121 236H124V237L121 238ZM130 236H131L132 239L130 238ZM160 236H161V235H160ZM160 236H158V237L160 238ZM127 237L130 238V239H128ZM107 238H110V239L112 238V239L110 240V239H107ZM96 239H97L98 241H96ZM100 239H102L101 241H105V240H107V242H108V240H109V241H111L112 243L109 242V243L107 244V243H105L106 241H105V242H101V241H99ZM127 239H128V240H127ZM133 239H134V240H133ZM135 239H136V240H135ZM132 240H133V243H132ZM113 241H114V242H113ZM122 241H123V242H122ZM125 241H127V243H125ZM130 241H131V243H130ZM134 241H135V242H134ZM98 242H99V243L101 242V243L99 244V246H100L101 244H103V243H104L103 245H106V246H102V245H101L103 248L100 247V248H101V249H100L99 246H97V245H98ZM121 242H122L123 244H122ZM115 243H116V244H115ZM124 243H125V245H124ZM128 243H130V244L128 245ZM110 244H112V245H110ZM113 244H114V245H113ZM117 244H118V245H117ZM120 244H121L123 247L127 248V250L124 249L123 247L121 248V245H120ZM126 244L128 245V247H127ZM135 244H136V245H135ZM116 245H117V248H118V249L121 248L120 251H118V250L116 251V250H115V249H117V248L115 247ZM131 245H132V247H131ZM111 246H112V247L114 246L113 249H114V251H116L117 253L119 252L118 254H120V253L122 252V250H124V251L122 252L123 254L121 253L120 255H118V256L116 255V257H115L114 254H117V253L114 252L113 249H111V248H112ZM104 247H105V248H104ZM109 247H110V248H109ZM102 249H103V250H104V249H109V250H105V251H103ZM131 249H132L133 251H136V250H139V251H136L137 253L134 252V254H135V256H134V255H133V252H132V253L129 252V251H131ZM100 250H101L102 253L99 252ZM103 252H104V253H103ZM109 253H110V254H109ZM112 253H113V254H112ZM125 253H126V254H125ZM98 254H99L100 256H98ZM124 254H125V255H124ZM131 254H132V255H131ZM137 254H139V257H138ZM95 255H97L98 257H96ZM110 255H111V256H110ZM112 255H113L114 258L112 257ZM123 255H124V256H123ZM129 255H130V258H128ZM119 256H120V257H119ZM121 256H123L124 258L122 257V258H123V259H122ZM94 257H96V258H94ZM133 257H134L135 259H134ZM137 257H138V259L136 260ZM132 258H133V259H132ZM111 259H112V260H111ZM113 259H114V260H113ZM121 259H122V260H121ZM125 259H126V260H125ZM128 259H131L132 261H131V260L128 261ZM94 260H95V261H94ZM124 260H125L126 262L123 263L122 261H124ZM135 260H136V261H135ZM93 261H94V262H93ZM97 261H96V262H97ZM109 261H110V262H109ZM96 264H97V263H96ZM131 264H132V263H131Z\"/></svg>", "mask_w": 264, "mask_h": 264}]
</instances>
